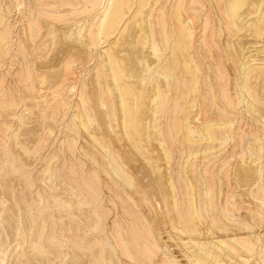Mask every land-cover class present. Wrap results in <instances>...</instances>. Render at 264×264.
<instances>
[{"label": "bare ground", "instance_id": "obj_1", "mask_svg": "<svg viewBox=\"0 0 264 264\" xmlns=\"http://www.w3.org/2000/svg\"><path fill=\"white\" fill-rule=\"evenodd\" d=\"M27 0H23V1H21V3L19 4V2H16V3H18V6H17V4H15L16 6H17V8L18 9H20L19 10V16H20V14H21V17H20V20H19V22L17 21V19L15 20V18H14V20H12V19H10V16H11V12L10 11H12L11 9H14L15 8V6H13L14 8H10L11 7V5H10V9H9V13H10V15H9V17H8V15H6V12H4L3 10V5L1 4V2L4 4V2L3 1H1L0 0V4H1V6L3 7V8H1V6H0V51H3V53L2 54H7L6 52L4 53V51L5 50H7L8 49V46L7 45H10V41H9V39L10 38H12V34H9V30H8V28L10 27L9 25L10 24H12V22L10 23L9 22V24L7 23L8 22V20L10 19V20H12V21H14L15 23H16V21L18 22V23H22L21 25H23V29L22 30H24V33H25V35H26V37H25V39H24V37H23V40H21V41H19L20 42V44H17L15 41H16V39H18V38H20V37H16V39H15V41H13V42H15L18 46L19 45H21V46H19V47H21V48H19V47H16L17 45H15V47L16 48H18V49H23L24 48V50L23 51H21V54H23V52L25 51L26 52V54H24V56L25 55H27V57L25 56H22V57H24V59L22 58V60H21V63H22V65L23 66H21L23 69V72L22 73H20V75H22V76H26L28 79H30L29 81V83H25L24 84V81H21L20 79H19V81H21V82H23L22 84H24V85H30V83L32 84V82H33V84L35 85V86H38L40 83H41V81L42 82H44V83H46L47 84V81L49 82V78H47L48 76H46V79H45V77H43V75H42V77L43 78H39V75L37 74V70L35 69L37 66L36 65H32V63L33 62H31V60L33 59V57H34V55L36 54V40H38V39H42V36H40L39 34V36H40V38H36L37 36L35 35V38H36V40H34V36H33V34L34 33H37V31L36 30H40V33H41V35L43 34V30H41L42 28H43V26H44V24L43 23H45L46 25H45V27L47 28V32H48V35H50V36H47L46 34H45V32H44V35L45 36H47V37H52V35L53 34H55L54 32H53V28H52V26H54V24L55 23H58L59 21H60V19H61V16L63 17V18H66L65 17V15L67 16V14L65 13V12H75L74 14L75 15H78L77 13L78 12H76L75 10H79V8H81V6H83L84 5V7H85V9L84 8H82V12H84V14L83 15H85V11H87V13H88V11H91V12H94V13H91L90 12V14H91V16H92V14H96L95 12H97V13H100L101 14V18H100V16L98 17V18H100V19H98L97 21H96V23H98L99 24V20H101V22H100V28H98L99 29V31L97 32V35H96V33H95V35H93L92 33V35L91 36H93V37H98V38H100L99 39V44H103V41H104V39H106V40H108L109 39V37H116L118 34H119V32H122V30H127V29H125V26H126V23L127 22H130V20H128L127 21V19H132L133 18V14H132V17H131V15L130 14H128V10H130V9H132L133 10V8H135V7H138V8H136V9H138L139 10V6L142 4V1H140V0H81V2H80V0H79V4L78 5H80V3H81V6L80 7H78L77 6V4H74L75 2L74 1H76V0H44V1H38V2H34L35 3V5L34 4H32L31 5V2H33L32 0H31V2H30V0L27 2L28 4H29V2H30V4H29V6L27 5V4H25L26 6H28L27 8H22L21 6H22V3L23 2H26ZM35 1H37V0H35ZM78 1V0H77ZM144 1V0H143ZM153 1V0H152ZM154 1H156V0H154ZM162 1H164V0H162ZM169 1L170 0H168L167 1V3H169ZM147 2V1H146ZM149 2H151V0H149ZM159 1H156L155 3H158ZM161 2V1H160ZM158 3L159 5L161 4V3ZM171 2H172V0H171ZM216 2H217V4H214V2H213V0L211 1V0H207L206 2H205V0L203 1V0H190L189 1V3H191V6L193 7V4H194V7L196 6V4H197V6L198 7H202L201 9H203V6H204V8H205V10L206 9H209V10H207L206 11V13H203V14H201L200 12H201V10H200V8H199V10L200 11H198V10H194V13H193V9H190V8H192V7H190L189 5H188V7H186L187 5H186V3H185V0H173V2L171 3V5L169 6V5H167V6H165V4H167L166 2H164L165 4H163L164 5V7H163V5H162V7L163 8H161V10H160V6L159 5H157V4H155V5H157L158 6V8L155 6V8H157L158 10H159V12L157 13L156 12V14H159L160 12H161V14H160V16L158 15V17H160V20H159V24L158 25H160V40H159V42L157 41L158 39H156V41H157V43H155L156 41L155 40H153V42L154 43H152V44H154V45H152L153 46V53H154V55H156L155 57H157V64L155 63V60L153 61V59H152V61H151V64L152 63H154V65L155 66H153V68H152V65L150 64V60L148 61L149 62V64L151 65V66H147V67H145L144 66V64L142 65V66H144L143 68L145 69L144 71H143V75L142 74H140L139 72H138V70H141V69H136L135 67H133V69H132V76H133V78L136 80V82H138V83H140V85H142V87H139V88H141L140 89V92H139V94H138V96L137 95H135L136 93H135V91L132 89V87H131V85L130 84H128V83H126V82H123L124 81V77H125V73L123 74V71L118 67V65L119 64H117V58L115 57L116 55L114 54V52H115V50H118V49H116V46H114V45H117L116 44V42H111V46L109 47H107L106 48V50H102V51H105V55L107 56V58H108V61H113L112 63H111V65H113L112 66V71H113V74H112V71H111V75H114L113 77H115L114 78V80L116 81V82H114V83H116L117 85H114V86H116L115 87V89L113 88V86H111V88H113V89H111V90H117V92L119 93V104H120V107H118V109L119 108H121V112L123 113L122 115H123V122H124V129L123 130H125V133H126V136H125V138H126V140H125V142H126V144H127V147H129L130 149H132L131 150V152L132 151H135V152H133L132 154H129L128 152H121L120 151V149H117L115 146L117 145L118 146V144H114V142H112V140L110 141L109 139H111V137H112V135L113 134H111L110 136V138H108V136L107 135H105V132L103 133L104 134V136H107V137H102V139H105V140H102L101 139V141H104V142H100V140H98L99 138H100V135L96 138L95 137V135H93V137L90 135V134H88L90 131H88V130H90V129H88V126H90V125H92V124H96L95 122H97V125H96V127H98V125H100V123H98V117L97 116H95V113H94V110L96 109L95 108V103H91L90 104V100L89 99H87L86 98V96L89 94V92H88V94L86 95L84 92H79V94H80V100H81V105H82V111H80L81 109H80V107H78L79 106V104H80V102L78 103L77 101V103H78V106L75 104V106H77V109L79 110V112H76L75 114H72V116L70 117V122H72L71 124H73L74 122H75V120L77 119V120H79L80 121V123H83V125L84 126H82V124H81V126L80 125H78L77 123L78 122H76L75 123V126L74 127H77V129H78V126H80V127H83L84 128V130H85V128H86V130L88 131V133H87V131L85 132V133H87L89 136H91L90 137V139H92V141H93V143L95 142V143H97L98 145H100V147L99 148H101V150L100 151H96V150H93V151H95L96 153L98 152V154H96L95 152L94 153H92V151L90 152V150H89V152H88V150H85V149H87V148H85V149H83L84 147H85V145L87 144L88 145V143L91 141H88L87 139H86V137L88 136H86L85 137V135H84V137H85V139L87 140H85L84 138H82L83 140H85V142H88V143H86L85 145H84V147L83 146H80V147H83V148H81L80 150H82V153L83 154H81V152L79 153V154H81V158H79L78 160H75V161H73V159H75L74 157L72 158L71 156H73L74 155V151H76V149L75 148H73V146L75 145H73V142H72V144H71V142L69 143V145L71 146V150L73 149H75L73 152H70V150H69V152L70 153H68V143H67V145H65V146H67V150H66V148L62 145V143H64V139L63 140H61V141H63L62 143H60V145L59 146H57L58 147V149L60 150H58L57 149V151L56 152H51L52 154H54V155H56V153L57 152H60L61 154H62V148L64 147L65 148V150H66V152H67V154H68V156H70L71 158H72V160H70L71 158H69L68 157V159L67 158H65L64 157V159L66 160H69L68 162H67V164H66V166H65V171H63L64 169H63V166L61 165V161L59 162V159H55V166H58V164L60 163V165L62 166V169L63 170H61L60 169V171H59V167L57 168V167H55L54 168V166L52 167V168H54V170L55 169H58V170H55V171H53V169H52V171L51 172H58V173H55L54 174V177H55V175L56 174H59L60 175V173L59 172H61V171H63L64 173H66V171H67V173H66V177L67 178H65L64 180H66V179H68L69 180V177L71 178L70 179V183H72L71 181H74L73 183H75V184H77V186L79 187H77L79 190H80V188H81V190L83 191V193H84V198H86L92 205L91 206H93V207H95V212H88V213H90L89 214V216H90V218H87V221L89 220V224H91V228H92V230H94V232L95 233H100V235L102 236V241H98L95 237L93 238L92 236V234L90 233V231H89V233L91 234V235H89V233H87V231L88 230H86V231H84V230H81L80 228H78L79 230H81V232H79V234H77L76 236H72V237H75L76 238V240L75 241H72V240H74V239H72V240H69V237L68 236H70L71 237V235H72V233H73V229L71 228L70 230L71 231H67V232H69L68 234H65V233H67L65 230H64V232L65 233H63V234H65V239L67 238V240H69V246H68V248L66 247L65 248V246H63L65 243L63 242H61V243H59L60 242V240H58L59 238H57L56 237V235H49L48 234V236H47V233H50V231H49V228H48V231L46 230V228L48 227V224H47V227H44V226H42V225H40L39 224V220L44 216L45 217V219H47V220H50V219H53V217H51V215H53V216H55L54 215V213H53V210L51 211V213H53V214H50V213H48V211H46V212H43V210H45V209H42V202H43V208H45V207H50V204L48 205V203H47V201H42V200H44V196H43V199H42V197L40 196V195H42L41 194V192L40 191H38L40 188H38V186H37V188H38V190H37V192H36V190H35V188H36V186L34 187V188H32L31 190H35V194H39L40 193V195L38 196V198L39 197H41L40 198V202H39V199L37 198V200H38V203H37V200H36V195H34V197L33 198H35V204H38L39 206H40V204H41V206H40V208L38 207V210H37V206L34 208V207H32V206H30L31 204V202L29 201V199H31V198H29V197H31V194H30V196L25 192L26 190H24L25 189V184H22L23 186H21L20 185V183H21V180L19 181V179L17 180V181H19V182H17V183H19V188L21 187V188H23V189H21V195H19L20 193V191H18V190H20L18 187H17V191H16V187H15V185H14V189H13V191H16L15 193H16V196H14L13 197V195H15L11 190V183H10V181L9 180H6V178H5V176L6 175H3L4 176V178H5V182L6 183H2L1 185H0V191H7V189H8V191L7 192H5V194H8L10 191V198H9V195L7 196V197H3V199L4 198H6L7 200L6 201H2V199H0V263H2V264H23L24 262H25V259L23 260V258H25L24 256H20V255H23L24 253H25V255L27 256L26 258H27V260L29 261L28 263L29 264H37V263H39V262H41V263H39V264H42V262H44L45 264H55L56 263V258H58V257H60V255L58 254V251L59 250H62V249H60V244H63V245H61V246H63L65 249H64V251H66V250H68V251H66V252H68V254H66V252H65V254L66 255H63L64 256V258L63 259H65V256H66V259H65V261H64V263L63 264H121L122 262V260L120 261V256L122 257V259H128V260H130V262H132V264H178V261L177 260H180V259H178V256H177V260L175 259V257L176 256H173L174 254H172L171 252V247L169 246V243H170V241H174V242H176V240H177V245H180V246H182L183 247V249L185 248L186 249V251H187V253L185 252V254H186V256H185V254H184V256L186 257H184V259L186 260V264H239V263H237V259H238V262H239V259H242V258H245L244 260H242L243 261V263L244 262H246L245 264H250V261H251V259H249V257L251 256V255H253V259H255V261L257 262V264H264V240H263V238L262 237H264V236H262L264 233H262V235H259V234H261L259 231V233H258V235L257 234H255L253 231H254V229L256 228L257 229V227H255V225L257 226L258 224H255L256 223V220L257 219H263L264 218V212H260V210L262 211V210H264V209H258V210H256V213L257 212H260L259 214H255V216L253 215L252 216V214H253V209L255 208H253V206H255L254 205V201L253 200H251V201H253V203H251V206H252V204H253V206L251 207V208H253L252 209V211H249V209L248 210H245L246 209V207L243 209V211H246V213H249V214H246V215H250L251 216V218L253 219V222L252 221H250V222H252V223H254V220H255V225L253 224V225H251L250 224V222H248L246 219L247 218H245V217H243L244 216V214H242V217H241V215H240V211L238 212L239 214L238 215H240V217H236V213L234 214V212H232V209L233 208H235V207H237L238 208V204L239 205H243V201L241 202V204H240V202H238L239 201V199L237 200V198L234 200L235 202L233 203L232 202V200H233V197H235L234 195H233V193H231V191H230V195L228 196L227 195V193L228 192H226V194L223 196V197H225V198H229V197H231L232 198V200H231V202H228L229 200L228 199H225L226 200V202H228V203H226V204H221V203H219V201L217 200L218 199V197L217 198H215V196L214 195H216V192H214V191H217L218 192V188H217V190H216V188L213 190V192H211L210 191V187L211 186H213L214 184H216V183H214L212 180V178H214L213 177V175L216 173V172H214L215 170H216V168L218 167V164L220 163V165H219V169L221 170L222 168V173L224 174V171L228 174V175H230L231 173H236L237 171H238V169H239V171H240V169H242V171H240V172H242V174L244 175V173H245V175H244V177H245V179H247V180H249L250 179V177L252 178V175H258V177H259V183H252L253 185H249V184H247L248 186H252V187H254V186H256V189L255 188H252V189H254V190H249L248 192H251V195H250V193H249V195L250 196H252V197H254V196H256L259 200H260V202H258V203H262L263 204V206H264V176L262 175V174H264L263 173V169H262V165L264 164L263 162H264V156L263 155H260V154H262V148L264 147V146H262V148H261V150H260V152H258L257 154H258V157L259 158H261V156H262V158H261V162L263 163H260V161H258L259 163H258V166H257V163H256V165H255V168L253 169V167H254V163H248V161H250V160H252L251 162H255V161H257V160H259V158L257 159V160H255L256 159V157H255V159L254 158H252V157H254L255 156V154H254V156H252L253 154H252V152L250 153V156H252L251 158L249 157V153H248V157L250 158L248 161H247V164L246 163H244V165H243V163L242 164H240L239 166H237V168H235V167H232V168H234V169H232V168H230V166L232 165V163L229 161V158L231 157L230 155H226V154H224V150H225V146H226V144H228L227 142L229 141V140H232V142H233V139L234 138H240V140H242L243 138H244V136L246 137V135H247V138L248 137H250L251 135H249L248 136V134H249V132H251V130L249 131V129H248V131H247V129L245 130V132H243V134L245 133V135H243V134H241V128L242 127H240V123L242 122L243 123V120H244V118L245 119H248L249 121L247 122L248 124H249V122H251V123H253V124H257V125H259L260 124V122L262 121V120H264V118L261 120V118L262 117H264V116H262L261 117V115H260V113H259V107L257 108V105L256 104H258V105H260V107H264L263 106V103H264V99H263V96H264V58L262 59V62H259V63H257V60H255V59H252V57L249 55H247L246 54V52H245V50H242V48H241V43H240V41H237V42H234L233 40H230L231 39V37L229 36V38L228 39H226V41L225 42H223V38H222V34H221V30H223V29H221L220 30V26H221V24H222V22L220 23L219 21V23L220 24H215L214 23V21L216 22V20H214V19H216V18H214L213 16L215 15L214 14V12H213V8H214V6L215 5H217L218 7V9L220 10V12H219V14L220 13H222L220 16L221 17H223L224 19H225V21H226V26L224 27V26H222V27H224L225 29H226V27L228 28V31L230 30H234V31H239V32H241L242 31V29H243V24H244V22H245V24L247 23L246 21H244L246 18H249V17H251L254 13H259V11L261 12L263 9H262V7L264 6V0H216ZM78 3V2H77ZM145 3V2H144ZM163 3V2H162ZM188 3V4H189ZM206 3H208L209 5H206ZM11 4H14V2L13 1H11ZM83 4V5H82ZM139 5V6H135V7H133L134 5ZM145 4H148V3H145ZM145 4H142V5H144L145 6V10H147V8L148 7H150V6H147V5H145ZM8 5V4H7ZM6 5V6H7ZM141 5V6H142ZM186 5V6H185ZM211 5L213 6V8L211 7ZM75 6L76 7H78V8H76L75 9ZM144 6H142L143 8H144ZM147 6V7H146ZM205 6H209L208 8L207 7H205ZM250 7L251 8V10H250V13L249 14H243V13H241V12H243L244 10L243 9H245L246 7ZM6 8V10H7V8L8 7H5ZM141 8V7H140ZM143 8H141V9H143ZM186 8V10L184 11L183 9H185ZM187 8H188V10L190 9L191 11H192V13L193 14H191V16L190 15H188V12H187ZM216 8V9H217ZM69 9V10H68ZM71 9V10H70ZM73 9V10H72ZM135 9V10H136ZM157 9H153L152 10V12H154L155 10H157ZM197 9V8H196ZM215 9V8H214ZM189 10V13L191 12ZM204 10V9H203ZM204 10V11H205ZM218 10V11H219ZM252 10H255L254 12H251ZM8 11V10H7ZM140 11V10H139ZM138 11V12H139ZM184 12L185 14H182L181 12ZM218 11L216 10V12L218 13ZM246 11V10H245ZM151 12V11H150ZM187 12V13H186ZM203 12V11H202ZM215 12V13H216ZM247 12H249L248 10L246 11V13ZM263 12V11H262ZM12 13H14L13 11H12ZM63 13L65 14L64 16H63ZM79 13H81V12H79ZM129 13H131V12H129ZM133 13V12H132ZM140 13V12H139ZM141 13H143V11L141 10ZM216 13V14H217ZM70 14V15H69ZM68 14V16H72L73 15V13L71 14V13H69ZM136 14H138V13H135V18H137V16H139V15H136ZM150 15L151 14H153V13H149ZM213 14V15H212ZM260 15H259V20H257L256 22H254V21H252V24H253V27H252V29H253V33H254V36H256V37H258L259 38V40L260 39H262V41H264V13H259ZM14 15V14H13ZM13 15L11 16V18L13 17ZM80 15V14H79ZM88 15H89V13H88ZM87 15V16H88ZM99 15V14H98ZM144 16V14H141V16ZM183 15V16H182ZM184 15H187V17L188 16H190V18H188V21H186L187 20V18L184 16ZM193 15V16H192ZM258 15V14H257ZM19 16H17V17H19ZM86 16V17H87ZM129 16L131 17V18H129ZM142 16V18H143V20H144V17ZM147 16H148V14H147ZM153 15H151V21L152 20H154V17H152ZM154 16H155V14H154ZM216 16V15H215ZM220 16H216V17H219V18H221ZM9 19H8V18ZM16 17V18H17ZM75 17H77V16H75ZM75 17H73V18H75ZM97 17V15L94 17V19ZM145 17H146V15H145ZM213 17V18H212ZM254 17V16H253ZM257 17V16H256ZM62 18V19H63ZM82 18V17H81ZM84 18V17H83ZM134 18V19H135ZM141 18V19H142ZM153 18V19H152ZM155 18H157V17H155ZM186 20H185V19ZM198 18H200L199 20L201 21L200 23H202L203 24V22H204V24H205V26L208 28L209 26H212V28L211 27H209L208 29H209V31H208V29L206 28V30H204L205 32H204V34H202L201 35V40H198V41H200L199 43H201L202 42V44H204V47L207 45H210V47H211V45L213 46H216V51H217V48H219L218 49V51L215 53V55H217V58H218V61H217V63H216V66H217V68L215 69L214 67V69H215V72H216V76H217V83L215 82V80L213 81V82H215L216 84H217V86L216 87H218L217 88V90L219 89V91L217 92V90L215 89V85H214V83H212L211 81H208L209 80V78H210V75H206L207 76V78H205L204 76H202V78L205 80V79H207L206 81V84H205V89L203 88V90H201L200 89V87H199V83L201 82L200 81V77H199V73H202L203 71L202 70H204V72L205 71H209L210 70V68H212V64L211 65H209V64H205V66L206 67H208L207 69H209V70H205V69H202L203 67L205 68V66L203 65L202 66V64H204L206 61H202V60H200L201 58H199V55H200V51H201V47L203 46H199L200 44L199 43H197L196 42V40H197V38H198V36H196L197 35V33H198V31L200 30H198L197 28V26H198V24H196L197 22H199V21H197L196 19H198ZM255 18V17H254ZM69 19H71V18H69ZM68 19V17H67V20L68 21H70ZM94 19H92V21L94 20ZM97 19V18H96ZM133 19V20H134ZM139 19V18H138ZM159 19V18H158ZM253 19V18H252ZM75 20H76V18L74 19V22H75ZM79 20H80V18H79ZM91 20V19H90ZM125 20L127 21V22H125ZM137 20V19H136ZM156 20V19H155ZM212 20H214L213 21V23L214 24H212V25H210L211 23H212ZM220 21H221V19H219ZM251 20V18L249 19V21ZM66 21V20H65ZM72 21V20H71ZM77 22H78V19L76 20ZM91 21V22H92ZM99 21V22H98ZM138 21H140V20H138ZM190 21V23L191 22H193L194 23V26H196L195 28L198 30V31H196L194 28H191L190 26L191 25H189V22ZM195 21V22H194ZM197 21V22H196ZM224 21V20H223ZM248 21V22H249ZM61 22V21H60ZM59 22V23H60ZM64 22V21H63ZM62 22V23H63ZM89 22V21H88ZM95 22V21H94ZM93 22V24H95ZM132 22V21H131ZM134 22V21H133ZM137 22V21H136ZM136 22L135 23H133V24H136ZM144 22V21H143ZM153 22V21H152ZM151 22V23H152ZM218 22H216V23H218ZM254 22V23H253ZM62 23H60V24H62ZM64 23H67V21L66 22H64ZM63 23V24H64ZM145 23H147V21L145 22ZM149 23H150V19H149ZM156 23V22H155ZM154 23V24H155ZM199 23V24H200ZM225 22H223V24H224ZM243 23V24H242ZM249 23H251V22H249ZM249 23H248V27H246V30H248L247 28H249L250 26H249ZM5 24H7L8 25V27H5V26H7V25H5ZM14 24V23H13ZM62 24V25H63ZM68 24V23H67ZM98 24L97 25H95V26H98ZM129 24V23H128ZM127 24V26H128V29L131 27L132 28V25L129 27V25ZM139 24H141V22L139 23ZM143 24V23H142ZM154 24H153V26H151V24H149L150 26L149 27H152V29H155V28H157V27H155L154 26ZM244 24V25H245ZM17 25V26H16ZM16 25H15V28L17 27L18 28V25L19 24H17L16 23ZM56 25V24H55ZM57 25H59V24H57ZM72 25H73V23H72ZM90 25V24H89ZM147 25V27H148V24H146ZM213 25H215V26H213ZM220 25V26H219ZM251 25V24H250ZM13 26V25H12ZM60 26V25H59ZM58 26V27H59ZM65 26V25H64ZM63 26V28H65L66 29V27H64ZM77 26V25H76ZM79 26V25H78ZM94 26V27H95ZM98 26V27H99ZM137 26L138 25H136V30L137 31H139L140 32V30L137 28ZM139 26H141V25H139ZM138 26V27H139ZM194 26H192V27H194ZM200 26V25H199ZM202 26V25H201ZM205 26H202L204 29H205ZM45 27L43 28V29H45ZM70 27V26H69ZM85 28H86V26H84ZM94 27H91V28H94ZM147 27H146V29H147ZM155 27V28H154ZM221 27V28H222ZM13 28V27H12ZM13 29V30H16V29ZM56 28V27H55ZM73 28V27H72ZM131 28L129 29L130 31H132L133 33H134V31H135V33L137 32L136 30H131ZM133 28H134V26H133ZM159 28V27H158ZM200 28V27H199ZM211 28V29H210ZM19 29V28H18ZM17 29V30H18ZM36 29V30H35ZM86 29H88V27L86 28ZM95 29H97V28H95ZM94 29V30H95ZM97 29V30H98ZM150 29V28H149ZM148 29V30H149ZM194 29V30H193ZM245 29V28H244ZM10 30H12L11 28H10ZM89 30H90V26H89ZM92 30L91 29V31L90 32H95V31H97V30ZM142 30H143V28H142ZM156 30V29H155ZM158 30V29H157ZM202 30V29H201ZM249 30H251V29H249ZM20 31V30H19ZM34 31H36V32H34ZM128 31V30H127ZM127 31H126V33H127ZM147 30H145V32H146ZM149 31H152V30H149ZM196 31V33H194ZM206 31H208V33L209 34H207V32ZM227 31V30H226ZM224 32V34H226L227 32ZM228 32L229 33V35L231 34V32ZM21 32V31H20ZM79 32V31H78ZM82 32V31H81ZM89 32V33H90ZM125 32V31H124ZM123 32V33H124ZM200 32V31H199ZM203 32V31H202ZM11 33H14L13 31H11ZM22 33V32H21ZM38 33H39V31H38ZM83 33V32H82ZM84 33H85V31H84ZM88 33V34H89ZM116 33H118L117 35H116ZM122 33V34H123ZM125 33V34H126ZM129 33V32H128ZM132 33V34H133ZM142 33V32H141ZM140 33V34H141ZM147 33V32H146ZM145 33V36H147V34ZM153 33H154V31H153ZM155 33L157 34V31H155ZM155 33L153 34V38H155L154 37V35H155ZM242 33V32H241ZM244 33V32H243ZM243 33H242V35H243ZM250 33V32H249ZM17 34V33H16ZM15 34V35H16ZM18 34H20V33H18ZM17 34V35H18ZM121 34V33H120ZM121 34V35H122ZM130 34V33H129ZM151 34V33H150ZM196 34V35H195ZM200 34V33H199ZM237 34V33H236ZM9 35H11V36H9ZM16 35V36H17ZM24 35V34H23ZM24 35V36H25ZM68 35V34H67ZM70 35V37H71V34H69ZM82 35V34H81ZM121 35H118V37H120ZM131 35V34H130ZM137 35L138 34H136V37H137ZM227 36H228V34H226ZM235 35V34H234ZM239 35V34H238ZM237 35V36H238ZM14 36V35H13ZM56 36V35H55ZM63 36V35H62ZM80 36V35H79ZM78 36V37H79ZM84 35H82V37H83ZM86 36V35H85ZM122 36H124V34L122 35ZM134 35H131L130 37H133ZM141 36H142V34H141ZM149 36V35H148ZM195 36V37H194ZM227 36L225 37V38H227ZM232 37H233V34L231 35ZM240 36V35H239ZM10 37V38H9ZM47 37H46V39H47ZM81 37V36H80ZM129 37V36H128ZM139 37V36H138ZM143 37V36H142ZM156 37L158 38L159 36H157L156 35ZM197 37V38H196ZM62 38V37H61ZM64 38V37H63ZM62 38V39H63ZM91 38V37H90ZM98 38H97V40L96 41H98ZM108 38V39H107ZM144 38V37H143ZM152 38V37H151ZM195 38H196V40H195ZM225 38H224V40H225ZM14 39H11V41L12 40H14ZM58 39V38H57ZM80 39V38H79ZM85 39H86V37H85ZM94 38H92L91 40H93ZM96 39V38H95ZM95 39L93 40L94 42H93V44L94 45H97L98 46V42H95ZM122 39H123V42H125L124 41V38L122 37ZM130 39V38H129ZM133 39V38H132ZM142 39V38H141ZM146 39H148V38H145V39H143V41H142V43L145 45V43H144V40L146 41ZM235 39V38H234ZM255 39V38H254ZM257 39V38H256ZM20 40V39H19ZM49 40H50V38H49ZM49 40H47V41H49ZM51 40H52V38H51ZM53 40H54V37H53ZM90 40V41H91ZM121 40V38L120 39H118L117 38V41H120ZM127 40V39H126ZM136 41V39H133V41ZM140 40V39H139ZM55 41V40H54ZM79 41H81V39L79 40ZM83 41V40H82ZM85 41V43H86V40H84ZM83 41V42H84ZM116 41V40H115ZM130 41H131V39H130ZM130 41H127V42H130ZM134 41V45L136 46V45H138V44H140V43H137V42H135ZM149 41V40H148ZM242 41V40H241ZM10 42V43H9ZM51 42H53V41H51ZM92 42V41H91ZM101 42V43H100ZM105 42V41H104ZM107 42H109V41H107ZM121 42H122V40H121ZM123 42H122V44H123ZM147 42V41H146ZM152 42V41H151ZM244 42H245V40H244ZM244 42H243V44H244ZM9 43V44H8ZM14 43V44H15ZM38 43V42H37ZM75 43V42H74ZM81 43V42H80ZM90 43V42H89ZM89 43L87 44L86 43V46H90L91 45V43H90V45H89ZM96 43V44H95ZM117 43H119V42H117ZM135 43H137V44H135ZM141 43V44H142ZM233 43V44H232ZM259 43V42H258ZM48 44V43H47ZM49 44H50V42H49ZM48 44V45H49ZM65 44V43H64ZM79 44V43H78ZM91 45L90 46V48L93 46L94 47V45ZM106 44V43H105ZM125 44H126V42H125ZM129 44V43H128ZM263 44V43H262ZM261 43H259V46L260 45H262ZM24 45V46H23ZM25 45H26V47H25ZM47 45V48L49 47ZM80 45V44H79ZM106 45H108V44H106ZM106 45H104V46H106ZM124 45V44H123ZM144 45H142V47H144ZM45 46V45H44ZM75 46V45H74ZM78 46V45H77ZM112 46H114V47H112ZM120 46V45H119ZM129 46H130V44H129ZM139 46V45H138ZM150 46V45H149ZM152 46H151V48H152ZM206 46V47H207ZM246 46V45H245ZM12 47V46H11ZM14 47V46H13ZM42 48H43V46H41ZM50 47H53V44H52V46H50ZM82 47H84V45H82ZM100 46H98L97 48H99ZM103 47V46H102ZM101 47V48H102ZM117 47H118V45H117ZM132 47L134 48V46L132 45ZM141 47V48H142ZM145 47H146V45H145ZM204 47H202V48H204ZM205 47V48H206ZM209 47V51L211 52V48H215V47H211L210 48ZM262 47V46H261ZM45 48H46V46H45ZM80 48H81V46H80ZM88 47H86L85 49L86 50H88L87 49ZM97 48H95L94 47V49H97ZM112 48H114V50L112 49ZM132 48V49H133ZM136 48V47H135ZM134 48V50H136ZM139 49V51H140V47H138ZM150 48V47H149ZM3 49V50H2ZM5 49V50H4ZM27 49V50H26ZM92 49V48H91ZM90 49V50H91ZM100 49V48H99ZM102 49H104V48H102ZM119 49H120V47H119ZM128 49H130V47L128 48ZM127 49V50H128ZM132 49H130V50H132ZM9 50H10V47H9ZM12 50L13 49H11V52H12ZM40 50V49H39ZM43 50H45L44 48H43ZM43 50H41V51H43ZM48 50V49H47ZM59 50H61L60 48H59ZM69 50V49H68ZM98 50V49H97ZM121 50V49H120ZM123 51L125 50V49H122ZM121 50V51H122ZM133 50V51H134ZM149 50V49H148ZM205 50H207V48L205 49ZM212 50H215V49H212ZM252 50H253V48H252ZM8 51V50H7ZM13 51H16L15 50V48H14V50ZM20 51H17L18 52V54H20L19 52ZM46 51V50H45ZM45 51H43V53L45 54ZM56 51V50H55ZM55 51H53L54 53H56ZM84 51V50H83ZM100 51V50H99ZM99 51H97L98 53H99ZM102 51L100 52V53H102ZM119 51V50H118ZM117 51V52H118ZM126 51V50H125ZM125 51L123 52V54L125 55ZM146 51V50H145ZM145 51H143V52H145ZM152 51V50H151ZM16 52V53H17ZM24 52V53H25ZM50 52L51 51H48V53H49V55H50ZM61 52V51H60ZM59 51H57V53H60ZM88 52H92V50L91 51H89L88 50ZM95 52V51H94ZM93 52V53H94ZM135 52V51H134ZM150 52V51H149ZM9 53V52H8ZM15 53V52H14ZM42 53V52H41ZM80 53V52H79ZM82 53H84V52H82ZM96 53V52H95ZM94 53V54H95ZM97 53V54H98ZM104 53V52H103ZM120 53V52H119ZM136 53V52H135ZM134 53V54H135ZM137 53H140V52H137ZM136 53V54H137ZM212 53V52H211ZM11 53H9L8 55H10ZM18 54H17V56H18ZM34 54V55H33ZM62 54V53H61ZM63 54H65L64 52H63ZM73 55H74V52L72 53ZM72 54H70L69 53V55H71L72 56ZM76 55H77V53H75ZM88 54V53H87ZM123 54H121V56L123 55ZM131 54V56H134V54L132 55V51L128 54V55H130ZM145 54H146V52H145ZM145 54H144V60H145V58H148L147 56L145 57ZM150 54H151V52H150ZM257 54V53H256ZM1 55V54H0ZM16 55V54H15ZM32 55H33V57H32ZM54 56L53 57H56L55 56V54H53ZM58 55V54H57ZM60 55V54H59ZM80 55V54H79ZM93 55V54H92ZM99 55V54H98ZM139 55H141V53L140 54H138V58H140L139 57ZM143 55V54H142ZM147 55H149L148 53H147ZM153 55V54H152ZM151 55V56H152ZM213 55H214V53L212 54V57H213ZM254 55V54H253ZM258 55V54H257ZM1 56H3V55H1ZM0 56V57H1ZM7 56V55H6ZM13 56V55H12ZM21 56V55H20ZM19 56V57H20ZM29 56H31V59H30V57ZM45 56V55H44ZM66 56V55H65ZM95 56V55H94ZM93 56V57H94ZM100 56H101V54H100ZM99 56V57H100ZM106 56H104V58L106 57ZM119 58L121 57V56H119V55H117ZM150 56V57H151ZM208 56H211V55H208ZM255 56V55H254ZM14 57H16V56H14ZM14 57H11V61L9 60L10 58H9V56H7V58H9L8 60L11 62V63H13L12 62V58H14ZM79 57V56H78ZM81 57H83L82 56V54H81ZM86 57H88V59H89V55L88 56H86ZM95 57H97V56H95ZM123 57H125L126 58V56H123ZM123 57H121V58H123ZM153 57V56H152ZM155 57H154V59H155ZM3 58V57H2ZM44 58V57H43ZM56 58H58V57H56ZM64 58V57H63ZM62 58V59H63ZM65 58H71V57H68V55H67V57H65ZM64 58V59H65ZM76 58H77V56H76ZM84 58H85V56H84ZM83 58V59H84ZM104 58H99L98 60H100V59H102L103 61H104ZM254 58V57H253ZM16 59V62L18 61L17 59L18 58H14V60ZM19 59H21V58H19ZM38 59V58H37ZM45 59V58H44ZM43 59V60H44ZM47 59H49V57L48 58H46V60ZM63 59V60H64ZM66 59V60H67ZM73 59H75V57L73 58ZM134 59V58H133ZM136 59V58H135ZM141 59V58H140ZM148 59H150V58H148ZM205 59V58H204ZM215 59V58H214ZM212 60L213 62H215L216 60ZM1 60V59H0ZM13 60V61H14ZM82 60V59H81ZM85 60H87V59H84V61ZM97 60V59H96ZM95 60V61H96ZM106 60V59H105ZM129 60V59H128ZM23 61V62H22ZM34 61V60H33ZM39 60H37V62H38ZM53 61V59L51 60V62ZM65 61V60H64ZM64 61H63V63H64ZM70 61V60H69ZM69 61H68V63H67V61L65 62V68L63 67L64 66V64L63 65H61V64H58L59 66H61V67H63L64 69V71H63V75L62 76H64V75H66V76H64L63 78L64 79H62L60 82H59V80H58V82L55 84V86H56V90H55V88L53 89L55 92H53V94L52 95H54V96H51V97H53V99H51L50 101L52 102V104H51V102H50V104H48L49 103V101L47 102V101H45L46 99H48L49 100V98H51L50 96H49V98H47L46 96V99L44 100V103H45V105H46V107L47 108H50V110H52V112L49 110V109H47V110H45L46 112L45 113H48L47 111H50L52 114H53V116H54V120L57 118H55V116H57V114H58V118H62L61 119V121L62 122H64L65 120V117L63 116V115H68V111L69 112H71L69 109H71L72 107H71V103H68L67 102V100H65L64 98L65 97H61L60 98V93H61V91H64V90H66L65 88H66V86L68 85V81L70 80H72V79H74L75 77H73V78H70L69 76L71 75L70 74V69H69V67H71L70 66V64L73 62V63H75V61L76 60H74V61H70V64H69ZM78 61H80V59L78 60ZM92 61V60H91ZM101 61V60H100ZM122 61V60H121ZM143 61V60H142ZM146 61V60H145ZM1 62V61H0ZM6 62H7V60H6ZM19 62V61H18ZM41 62H43V61H41ZM44 62H45V60H44ZM57 62V61H56ZM96 62H99V61H96ZM96 62H94L93 61V63H95L96 64ZM124 61H122L121 63H123ZM130 62H132V61H130ZM138 62V61H137ZM137 62H134L133 63V65L135 64V63H137ZM140 63H141V60L139 61ZM148 62L146 63L147 65H148ZM210 62V61H209ZM212 62V63H213ZM10 63V64H11ZM20 63V62H19ZM67 63V64H66ZM72 63V64H73ZM76 63H78V62H76ZM87 63V62H86ZM107 62H105V64H106ZM13 64H15V63H13ZM13 64H11V65H13ZM34 64V63H33ZM37 64V63H36ZM53 64V63H52ZM57 64V63H56ZM109 64V63H108ZM231 65V67L233 68V70H234V74H235V79H234V77H232V75H231V77H232V79H234V82H233V84H231V83H229L230 81H231V79L230 80H228L229 78H231V77H229V74H226L227 72H228V70H227V67H228V65ZM1 65V64H0ZM54 65V64H53ZM75 65V64H74ZM76 65H78V64H76ZM90 65V64H89ZM98 65V64H97ZM102 65V64H101ZM214 65V64H213ZM33 66H36V67H33ZM39 67H40V65H38ZM109 66V69L111 68L110 67V65H108ZM122 66L124 67V63L122 64ZM131 66V65H130ZM129 66V67H130ZM136 66H137V64H136ZM139 66V65H138ZM202 66V67H201ZM1 68H2V65L0 66ZM9 67H10V65H9ZM8 67V68H9ZM11 67H13V66H11ZM16 67H17V64H16ZM19 67V66H18ZM17 67V68H18ZM55 67V66H54ZM56 67H57V65H56ZM55 67V68H56ZM60 67V68H61ZM95 67V66H94ZM97 67H100V63H99V66H97ZM101 67H103V66H101ZM100 67V68H101ZM105 67H106V65H105ZM1 68H0V75H1ZM38 68V67H37ZM84 68V67H83ZM99 68V69H100ZM128 68V67H127ZM140 68H142V67H140ZM3 70L4 69H7V67L6 68H2ZM14 69V68H13ZM39 69V68H38ZM99 69L97 68V71H99ZM108 68H104V70L106 71ZM124 69H126V68H124ZM214 69H213V71H214ZM16 70V69H15ZM15 70H13V72L15 71ZM40 70V69H39ZM56 71L55 69H53V68H49V69H47V72H49V71ZM58 70V69H57ZM71 70H75L74 68H72ZM77 70V69H76ZM75 70V71H76ZM79 70V69H78ZM104 70H102L103 72H104ZM212 70V69H211ZM227 70V71H226ZM45 71V70H44ZM61 71H62V68H61ZM86 71H88L87 69H86ZM97 71H95V72H93V73H96L97 74ZM101 71V70H100ZM109 71V70H108ZM108 71H107V73H108ZM131 71V70H130ZM202 71V72H201ZM8 72H10V70L8 71ZM12 72V73H13ZM18 73H19V71H17ZM46 72V71H45ZM57 72H59V71H56L55 73H57ZM72 72V71H71ZM88 72H90V71H88ZM88 72H87V74H88ZM125 72V71H124ZM204 72H203V74H204ZM210 72V71H209ZM214 72V73H215ZM5 73V72H4ZM7 73V72H6ZM15 73V72H14ZM51 73V72H50ZM53 73V72H52ZM55 73H54V75H55ZM79 74H81L80 72H78ZM98 73H100V72H98ZM106 73V74H107ZM130 73V72H129ZM212 73V72H211ZM213 73V74H214ZM3 74V73H2ZM9 74L10 73H8V76H9ZM58 74V73H57ZM73 74H76V72H73ZM79 74H76L77 75V77H76V80H75V82H77V78H78V75ZM87 74L86 75H84V77L85 76H87ZM96 74L94 75V76H96ZM102 73H100L99 74V77H100V75H101ZM206 74V73H205ZM204 74V75H205ZM3 75H5V74H3ZM15 75V74H14ZM14 75H12V76H14ZM19 75V76H20ZM46 75V74H45ZM76 75H73V76H76ZM200 75H202V74H200ZM228 75V76H227ZM7 76V75H6ZM5 76V77H6ZM7 76V78H9ZM18 76V78H20ZM72 76V75H71ZM81 76V75H80ZM80 76H79V78H80ZM89 76H93V75H90L89 74ZM93 76V77H94ZM102 76V75H101ZM107 76H108V74H107ZM127 76V75H126ZM131 76V77H132ZM214 76H215V74H214ZM234 76V75H233ZM17 76H14V78H16ZM97 77L98 76H96L95 78H96V80H97ZM104 77V76H103ZM131 77L130 78H128V80L129 79H131ZM227 77H228V79H227ZM7 78H6V80H4L5 82H8L7 81ZM13 78V77H12ZM18 78H16L15 80H16V82L18 81L17 79ZM38 80H37V79ZM88 78V77H87ZM91 78V77H90ZM105 78H106V76L104 77V80H105ZM111 79H112V77H110ZM202 78H201V80H202ZM2 79V78H1ZM0 79V148L2 149H0V151H3L4 149H5V147H6V143L3 145V143L6 141V135L9 133L10 134V132L8 131V130H10V129H8L7 130V134H4L3 135V132H4V128L5 127H8V125L11 123V121L10 120H12V119H10L8 116H7V118H9V119H7L8 121H10V122H8V121H6V119L4 120L3 119V112L5 111V113H4V116L7 114V109H9V107H11V108H14V106H15V109L17 110V106L18 105H20L21 106V103H20V101H24L25 99H27V98H25L24 96V98L22 99L21 98V100L19 101H17V100H14V99H12V100H10V98H12V97H15L14 95H10V98H9V96H8V94H11V92L9 93V92H7L8 94L6 95V94H4L3 93V91L4 92H6V90H4L3 88H4V86L5 85H2L3 84V82H2V80ZM4 79V78H3ZM10 79H11V77H10ZM9 79V80H10ZM35 79H36V82L37 81H39L40 79H41V81H40V83H38L37 85L35 84L36 82H35ZM59 79V78H58ZM86 79V78H85ZM99 79V78H98ZM103 79V78H102ZM243 79V80H242ZM31 80H32V82H31ZM74 80H72V82L73 83H75L74 82ZM80 81H81V79H79ZM78 80V81H79ZM83 80V79H82ZM101 80V79H100ZM104 80H103V84H104ZM107 80H109V79H107ZM204 80H202V83L204 82L205 83V81ZM211 80V79H210ZM84 81V80H83ZM88 81H89V79H88ZM240 81H242V82H240ZM21 82H20V84H21ZM35 82V83H34ZM102 82V81H101ZM110 82V81H109ZM11 83H13V82H11ZM79 83V82H78ZM77 83V84H78ZM82 83H84V82H82ZM93 83V82H92ZM105 83H107V82H105ZM111 83L113 84V81H111ZM138 83H136V84H138ZM201 83V84H202ZM4 84H6V83H4ZM16 84V83H15ZM41 84H43V83H41ZM76 84V86L75 87H77L78 85ZM85 84V83H84ZM87 84V83H86ZM95 83H93V85H94ZM108 84H110V83H107V84H105V86H110V85H108ZM18 85H19V82H18ZM71 85V87H68L69 88V91L70 90H72V89H74V86L72 85V84H70ZM69 85V86H70ZM82 85V84H81ZM133 85V84H132ZM204 84H202V86H203ZM6 86H8L7 84H6ZM5 86V87H6ZM20 86V85H19ZM18 86V87H19ZM26 86H24L25 87V90L27 89L26 88ZM43 86H45V85H43ZM47 86H49L48 84H47ZM73 86V87H72ZM105 86H103V87H105ZM136 86V85H135ZM232 86V87H231ZM10 87V89L12 88V86H9ZM8 87V88H9ZM16 87H17V85H16ZM21 87H23V86H20L19 88H21ZM24 87L23 88H21V89H23V90H21V92L22 91H24V92H28V90L29 91H31L30 92V94L32 93V90H33V93L35 94V91H36V89H34V88H36V87H33V86H30V88H32V90H30V89H28V90H24ZM27 87H29V86H27ZM79 87V86H78ZM78 87H77V89H78ZM85 87V86H84ZM84 87H82L83 89L82 90H84ZM96 87H97V85H96ZM40 88H44V87H42V85H40ZM47 88V87H46ZM50 88V87H49ZM67 88V89H68ZM71 88V89H70ZM80 88V87H79ZM101 88V87H100ZM135 88V87H134ZM138 88V87H137ZM202 88V87H201ZM230 88H232V90L230 89ZM13 89H14V85H13ZM17 89V88H16ZM38 89L39 88H37V91H38ZM76 89V88H75ZM88 89V88H87ZM86 88H85V90H87ZM93 89V88H92ZM152 89V90H151ZM7 90H9V89H7ZM35 90V91H34ZM41 90V89H40ZM45 90V89H44ZM48 90V89H47ZM50 91H51V89H49ZM102 90V89H101ZM103 90H105V89H103ZM108 89H106L105 91H107ZM110 90V89H109ZM15 91V90H14ZM13 91V92H14ZM20 91V89L18 90V92ZM68 91V94L67 95H69V92ZM72 91H74V90H72ZM72 91H71V93L70 94H72ZM78 91H80V89L78 90ZM105 91H104V93H105ZM113 91H111L112 92V95L111 96H115L116 94H114L113 95ZM138 91H139V89H138ZM41 92H44L43 90L41 91ZM45 92H46V90H45ZM67 92V91H66ZM66 92H63L64 93V95H65V93ZM86 92V91H85ZM98 92V91H97ZM116 92V91H115ZM1 93H3V95H6V97L5 96H3ZM15 93V92H14ZM14 93H12V94H14ZM23 93V92H22ZM29 93V92H28ZM47 93V92H46ZM51 93V92H50ZM50 93H47V94H45V95H49ZM63 93H62V95H63ZM75 93V92H74ZM87 93V92H86ZM94 93V92H93ZM96 93V92H95ZM98 93H101V91L100 92H98ZM246 93V94H245ZM16 94V93H15ZM18 94V93H17ZM17 94H16V97H17ZM24 94V93H23ZM26 94V93H25ZM37 94V93H36ZM35 94V95H36ZM39 94L40 95H42L40 92H39ZM39 94H38V96H39ZM86 96H85V95ZM91 94V93H90ZM107 94V93H106ZM248 94V96H249V98H251V102H248V100H247V98L246 97H248V96H246ZM21 96H22V94H20ZM20 95H18V97L20 96ZM63 95V96H64ZM73 95V94H72ZM92 95V98H93V95H96V94H91ZM151 95V96H150ZM2 96H3V99H4V97H5V99L4 100H6V101H3L2 100ZM12 96V97H11ZM31 96H32V94H31ZM37 96V95H36ZM74 97L76 96V94L75 95H73ZM97 96V95H96ZM107 96H110V95H107ZM18 97H17V99H18ZM26 97H27V94H26ZM43 97V96H42ZM101 97V96H100ZM102 97L105 99V95L104 94H102ZM133 97H135V100H136V106L134 105V99H133ZM8 100H10V101H8ZM36 98V97H35ZM44 98V97H43ZM103 98H101L102 100H101V102H102V105L104 106V107H106V109H107V107H108V104L105 102L106 101V99L105 100H103ZM110 98V97H109ZM109 98H108V100H109ZM132 98V99H131ZM149 98H151V101H150V105H151V107H152V111L151 112H153V114H152V117H153V125L155 126V127H157V124L159 123V121L158 120H164V118H166V120H164V121H166V124L164 125V124H162V123H164V122H162L161 123V125H164V126H161V128H158V129H161L162 131H159V132H162V134H158V135H161V137H166L165 139L164 138H162L163 139V141H161V148L163 147L164 148V146H168L167 144H169V147H167L166 149L164 148V150L166 151V157L165 158H167L168 159V162H169V160H171L172 158H169V157H171L172 156V154H173V156H175L174 154H176L177 152H180V150L181 149H177V150H179V151H177V150H173V146H175L176 147V145H175V143H177L178 145H179V143H182L181 144V146L182 147H184L185 148V150H186V153H185V155L187 154V155H189V156H187L186 158L188 159V161L190 160V157H194L193 159L191 158V160H192V162H188V161H186V165H184V170L186 169L187 170V172H188V170H190V172L191 171H193V172H191V173H187L188 175H190V174H192V173H194L195 174V176H196V178H200V180H201V178L203 177L202 175V170L203 169H201V167H202V163L204 164V162L203 161H206V164L208 163L209 164V166H207V167H205L204 169L206 170L207 168H209L210 167V165H212V164H210V162H207V160H205V159H207V157H209L210 156V154L212 153L213 154V151H214V153H215V151L216 150H213V149H219L220 150V152H216V155L217 156H219V155H221V153L223 152V157H222V161L220 162V159H219V162H218V159L217 158H220V157H217L216 158V163H215V165L217 166H214V165H212L213 167H214V169H213V172H214V174H213V172H211L210 171V168H209V171L212 173V175H211V173H209V175H211L210 177H211V181H210V177L209 176H207V173H208V169L206 170V172H205V170L203 171L204 172V175L205 176H207V178L209 179V181H210V183L212 182L213 183V185H208L209 186V188H208V186L206 187V189L203 187V182L201 181V182H199V181H197V182H199L198 184L200 185V183H202V186L200 187V189L202 190V187H203V190L205 189V191L206 192H208L207 190L209 189V192L208 193H206L205 192V194H207V196L206 197H204L205 196V194H202V195H200L201 194V192H200V194H199V192L198 193H196L197 194V196H201V197H204V198H201L200 196V198L201 199H207V201L206 202H208V203H210V206L209 205H207V207H206V204L204 205V207H202L203 205H201L203 202L202 201H200V200H198L201 204L199 205V204H196V203H198V201H197V199H194V198H196V197H194V195H193V193L195 194V192L192 190V188L194 187H192V185H193V183L192 182H190V181H187V179H186V177L185 178H183V175H185V173L183 174V171L181 172V169H182V166H181V163L179 164V162H180V160L182 161L184 158V156L183 155H180V153L181 154H184V153H182V152H185V150L184 149H182L181 151L182 152H180L179 153V161H178V164L180 165L179 166V168L181 167V169H175L176 167H174L175 165L174 164H176L177 162H175V161H173L174 162V164H171L172 163V161H170L171 163V165H172V167L170 168V166H169V168L170 169H172L173 167V169H175V170H177V173L179 172V170H180V173L181 174H183V175H181L180 173H179V175L178 174H176L177 176H180L179 178H180V180H177V178H175L176 177V175L174 174V177L172 178V179H176V180H173L174 182L175 181H178V182H181V183H184V185L182 186V184H179V185H181V186H177L178 188H181V189H184V190H181V192H182V194H183V192H184V200H182L181 199V202H180V200H178L180 203H182V205L183 206H181L180 205V203L178 202V204L181 206V207H183L181 210L177 207V205L176 204H174L173 202H171L172 200H170L171 199V197L169 198V197H166V198H164L165 199V205H166V214L168 215V217L169 218H163L161 215V217L162 218H146V215H144V213H143V211H141L140 209H139V207H138V204H137V201H136V199L135 198H137V197H134V196H132L131 194H129L128 192H127V189H133V191H135V193L139 196V194H141L140 196H142L140 199H142V202L143 203H146L145 205H147V206H149V208L151 207V205H153L154 203H151L152 201H149V198H147V195H144L143 193H144V191L142 190V186L139 184V181H138V178L136 177L137 175H138V173H140V171H138V173H137V175L135 176V172H132L134 169H137L138 170V168H139V166H138V164L139 163H141L142 165H141V167H143L144 166V168H147V170H149V173L150 172H152V174L153 175H150L151 177L150 178H154V177H152V176H156L155 178H156V181H157V179H159V184H160V186H161V183H164V182H162L163 181V179L165 180V178L163 177V179H162V177H161V172H160V166L159 165H157L158 163H156L157 161H156V159H154L155 157H154V154H156V150L154 151L155 153L154 154H152V153H149V151L147 152V150L149 149V148H147V150L145 149L146 148V146L143 144L144 143V136L146 135L145 134V132L146 131H143V128L145 127V123H146V125H148L149 123L147 122L148 121V117H149V114L147 113V111H148V109H147V105H148V99ZM29 99V98H28ZM28 99L26 100V101H24V102H26V104H27V102H28V104H29V101H28ZM40 99V98H39ZM38 99V100H39ZM67 99V98H66ZM71 99V98H70ZM70 99L68 100V101H70ZM73 99H75V98H73ZM77 99H78V97H77ZM94 99H96V98H93V100ZM112 99V98H111ZM113 99H115V98H113ZM100 100V99H99ZM150 100V99H149ZM15 101H17L18 102V104H17V106H16V102ZM22 101V102H23ZM31 101V100H30ZM34 101V100H33ZM42 101V100H41ZM40 101V102H41ZM74 101V100H73ZM98 101V100H97ZM114 101H116V99L114 100ZM113 101V102H114ZM118 101V100H117ZM250 101V100H249ZM23 102V103H24ZM36 101H34L33 103H32V101H31V103L32 104H34ZM71 102V101H70ZM75 102V101H74ZM73 102V103H74ZM109 102V101H108ZM44 103H43V101H42V105L44 106ZM26 104L24 103V107H26ZM35 104H37V103H35ZM41 104V103H40ZM94 104V106H90V105H93ZM101 104V103H100ZM262 105V106H261ZM29 105H27V107H28ZM34 106V105H33ZM72 106H74V105H72ZM74 106V107H75ZM102 106V108H104ZM211 106V107H210ZM255 106H256V108H255ZM8 107V108H7ZM26 107V108H27ZM38 107H40L39 106V103H38ZM38 107H36V105L34 106V108H36V109H39ZM46 107H43V108H46ZM115 108L113 109V115H115V112H116V107L117 106H114ZM212 108V107H216V108H213V109H216L217 110V113L215 114V115H212L211 113H213V111L212 112H209L210 114H208V109L209 108ZM7 108V109H6ZM10 108V109H11ZM18 108H19V106H18ZM33 108V109H34ZM43 108H42V110H43ZM110 108V107H109ZM109 108L107 109V110H109ZM6 109V110H5ZM9 109V110H10ZM21 110L23 109L22 107L20 108ZM28 109H29V107H28ZM36 109H34L35 111H37ZM74 109V108H73ZM111 109V108H110ZM195 109H196V112H198V113H195ZM19 110V109H18ZM20 110V112L19 111H11L10 110V112L11 113H13V114H15V112L17 113V112H19V113H17L16 115H20L18 118H19V120L21 121H23V119H26L27 118V116L28 115H31V114H25V113H27V112H25L24 114L25 115H27L26 116V118H25V115H24V118H22L21 116V111ZM27 110V109H26ZM41 109H39V111H40ZM41 110V111H42ZM75 110H76V108H75ZM75 110H72V113H73V111H75ZM105 110V109H104ZM211 110V109H210ZM209 110V111H210ZM215 110V111H216ZM99 111H102V110H100L99 109ZM110 111V113L112 112L111 110H109ZM109 111H108V113L107 114H109V115H107V117L108 116H110L111 114L109 113ZM119 110H117V112H118ZM215 111H214V113H215ZM24 112V111H23ZM31 112V111H30ZM29 112V113H30ZM43 112V111H42ZM49 112V113H50ZM120 112V113H121ZM149 113H150V111H148ZM261 112V111H260ZM11 113H9V114H11ZM33 113H36V112H33ZM33 113H32V115H33ZM60 113H64V114H60ZM98 113V112H97ZM96 113V114H97ZM36 114H38V113H36ZM43 114H44V112H43ZM60 114V115H59ZM71 113H69V115H70ZM117 114H119V113H117ZM164 115V116H162L161 117V119H158V116L159 115ZM31 115V116H32ZM40 114H38V115H36V116H39ZM47 115V119L48 120H53L52 119V117L53 116H51L50 117V115H49V118H48V114H46ZM62 115V116H61ZM69 115H68V117H69ZM100 115H102V114H100ZM103 115H104V112H103ZM102 115V116H103ZM120 115V114H119ZM14 117H15V115H13ZM12 116V117H13ZM44 116V117H43ZM61 116V117H60ZM13 117V120L14 119H16V117L14 118ZM20 117L22 118V119H20ZM34 117H35V115H34ZM45 114L44 115H42V121L43 120H45V121H43V123H44V125H45V123H46V119H45ZM104 117V116H103ZM112 117H115V116H111V118L110 119H112ZM151 117V118H152ZM160 117V116H159ZM18 118H17V120H18ZM39 118V117H38ZM44 118V119H43ZM51 118V119H50ZM64 118V119H63ZM116 118V120H117V122H118V120L119 119H117V117H115ZM150 118V120H152ZM30 119V118H29ZM35 119V118H34ZM36 119H37V117H36ZM36 119H35V121H36ZM60 119H58V120H60ZM66 119H67V117H66ZM97 119V120H96ZM108 119V118H107ZM122 119H121V123H122ZM3 120H4V122H3ZM28 119H26V121H27ZM39 120V119H38ZM57 120V119H56ZM55 120V121H56ZM115 120V119H114ZM18 122V125H19V123L20 124H22L23 122L25 123V121H21V122ZM55 121H53V122H55ZM60 121V122H61ZM244 121H246V120H244ZM5 122H7V124L8 125H4V124H6ZM49 122V121H48ZM59 122V121H58ZM59 122V123H60ZM61 122V123H62ZM69 122V123H70ZM102 122V121H101ZM104 122V121H103ZM152 122V121H151ZM264 122V121H263ZM24 123H23V125H24ZM30 123V122H29ZM37 123V122H36ZM36 123H35V125H32V126H37L36 125ZM61 123H60V125H61ZM66 123V122H65ZM111 123H113V120H112V122ZM115 123V122H114ZM119 123V122H118ZM242 123H241V125H242ZM14 125H15V123H13ZM47 124V123H46ZM50 124H51V122H50ZM56 124H57V122H56ZM68 124V123H67ZM66 124V125H67ZM71 124H69V126H71ZM77 124V125H76ZM89 124V125H88ZM104 124V123H103ZM109 124V123H108ZM123 124V123H122ZM122 124H121V126H122ZM244 124V123H243ZM262 124V123H261ZM4 125V126H3ZM11 125H12V123H11ZM11 125H9V126H11ZM13 125V126H14ZM27 125V124H26ZM49 125V124H48ZM48 125H46V128H45V130L47 129V127H48V129H49V127L50 126H48ZM52 125H54V124H52ZM51 125V126H52ZM59 125V126H60ZM102 125V124H101ZM100 125V126H101ZM107 125V124H106ZM143 125V126H142ZM160 125V124H159ZM246 125V124H245ZM251 126L250 127H253V125L252 124H250ZM264 125V123L262 124V126ZM22 126V125H21ZM38 126H40V124L38 125ZM42 126V125H41ZM40 126V127H41ZM58 126V125H57ZM68 126V125H67ZM69 126L68 127H66V129L68 128V130L71 128H69ZM109 126H110V129H112L113 128V126L114 125H111V124H109ZM112 126V127H111ZM117 126H119V124H117ZM154 126H152V128L154 127ZM243 126V125H242ZM15 127V126H14ZM24 127H26V126H24ZM24 127H17V130H18V128L20 129V128H23L21 131H23V130H25L26 128H24ZM27 127H28V125H27ZM54 127L55 126H53V129H54ZM73 127V128H74ZM93 128H94V126H92ZM150 127V126H149ZM158 127H160V126H158ZM162 127H164V128H162ZM245 128H246V126H244ZM249 127V126H248ZM247 127V128H248ZM249 127V128H250ZM256 127V126H255ZM254 127V128H255ZM264 127V126H263ZM8 128H10V127H8ZM39 128V127H38ZM38 128H35V129H38ZM42 128H44L43 126H42ZM58 128V127H57ZM64 128V127H63ZM106 128V127H105ZM114 128H115V126H114ZM112 129V131H115L116 130V128L115 129ZM118 128V127H117ZM152 128H148V129H152ZM245 128H243V129H245ZM6 129V128H5ZM11 129H12V127H11ZM14 130H15V128H13ZM28 129V128H27ZM26 129V130H27ZM39 129H41V128H39ZM47 129V130H48ZM61 129V128H60ZM59 129V130H60ZM76 131H77V129L76 128H74ZM74 129H70V131L72 132V130H74ZM82 129V128H81ZM98 129V128H97ZM103 128H102V126L100 127V132L101 131H104V130H102ZM109 129V130H110ZM158 129H157V132H158ZM256 129H257V127H256ZM259 130H260V128H258ZM25 130V131H26ZM42 130V129H41ZM40 130V131H41ZM44 130V131H45ZM74 130V133L76 132ZM80 128L78 129V132L79 133H75V135L76 134H78V136H79V134H81L80 135V138H81V136H82V132L80 133ZM95 129H93V131H94ZM99 130V129H98ZM108 130V131H109ZM119 130H120V128H119ZM118 130V131H119ZM146 130V129H145ZM154 130H155V132H154V134L156 135V129L154 128ZM28 131V130H27ZM26 131V132H27ZM29 131H31L30 129H29ZM33 131V130H32ZM31 131V132H32ZM36 131H39V130H36ZM43 131V133H45L46 134V138L47 137H49V136H47V133L46 132H44ZM52 131V129L49 131H47V132H51ZM65 131V130H64ZM67 131V130H66ZM92 131V132H93ZM117 131V130H116ZM120 131H122V130H120ZM247 131V132H246ZM263 131H264V129H263ZM16 132V131H15ZM19 132H20V130H19ZM19 132L18 133H14L13 134V132H11L12 133V135L10 134V136H12V142H10L11 144L10 145H12V148L13 149H10L9 147V149H10V155H12L11 157H13L12 159H13V163H11L10 162V160H11V158L10 159H7V160H9V162L11 163V164H9V166L11 165V166H14L15 167V170H21L20 171V173L23 171H25V173H26V171L27 172H29L27 169H28V166H29V155H31V157H33V159L35 158L34 156H33V154L34 155H36V153L38 152V154L36 155V157H39L38 155L40 154V150H42V149H44L42 152H41V157H42V159L44 160V151H45V145L47 144V143H44V139H42L43 138V136L41 137V135H43L42 134V132L39 134L40 135V137L38 136V138H40V139H38V143L36 144L37 146L35 147V148H32V142L31 141H29V138H30V135H31V132L29 133V135H27L28 136V140L26 139V138H22V139H20V134H19ZM53 132V131H52ZM61 132V131H60ZM60 132H58V133H60ZM95 132V131H94ZM93 132V133H94ZM259 131H257V133H258ZM4 133H6V131L4 132ZM27 133V134H28ZM70 133V132H69ZM69 133H68V137H69ZM73 133V134H74ZM96 133H98V131L96 132ZM95 133V134H96ZM101 133V134H102ZM108 133V132H107ZM111 133V132H110ZM112 133H114V135H117V132H112ZM120 133V132H119ZM149 133V132H148ZM179 133L181 134L180 136H181V139H180V136H179ZM252 133H253V131H252ZM252 133H250V134H252ZM260 133H263L262 132V130H261V132ZM2 134V135H1ZM25 133H24V131H23V136H25L24 135ZM49 135H50V133H48ZM53 134V133H52ZM65 134V133H64ZM71 134V133H70ZM84 134V133H83ZM121 134H122V132H121ZM152 134L153 133H151V136H152ZM153 134V138H155L154 135ZM178 134V135H177ZM254 134H255V132H254ZM32 135H33V132H32ZM31 135V136H32ZM37 135V133L35 132V138L37 137L36 136ZM59 135V134H58ZM72 135V134H71ZM74 135V136H75ZM125 135V134H124ZM150 135V134H149ZM164 135V136H163ZM258 136H259V134H257ZM256 135V136H257ZM1 136H4L5 137V139L2 137L1 138ZM9 136V135H8ZM10 136L8 137L9 138V141H10ZM32 136V138H34ZM54 136V135H53ZM102 136V135H101ZM178 136V137H177ZM253 136L254 135H252V139L253 140H250L249 138V141L251 142V141H253L252 142V144H245L246 143V140H244L245 142H243L244 144H245V148H248L250 151L252 150V151H254L253 149H252V146L251 145H255L256 143H259V142H256V141H258L259 140V138H260V136L258 137L257 136V138L255 139V138H253ZM262 136H264V134L262 135ZM26 137V136H25ZM44 137V138H45ZM60 137V136H59ZM59 137H57V142H58V144H59V142L60 141H58V138ZM66 137V136H65ZM72 137H73V135H72ZM71 137V138H72ZM116 137V136H115ZM118 137V136H117ZM147 137H148V135H147ZM157 137V136H156ZM159 137V138H158ZM157 138L158 139H160V136H158ZM199 138V139H195V138ZM50 138V137H49ZM64 138V137H63ZM119 138V137H118ZM153 138H151V140H153ZM3 139L5 140V141H3ZM53 139V138H52ZM51 139V140H52ZM69 140H71L70 139V137L68 138ZM73 139V138H72ZM81 139V140H82ZM107 139V140H106ZM121 139H123V136L121 137ZM161 139V140H162ZM168 139V140H167ZM180 139V140H179ZM200 139H202L200 142H197V140H200ZM248 139H247V142H248ZM3 141V143H2V141ZM35 140V139H34ZM43 140V142H41ZM48 140V139H47ZM51 140H49V141H51ZM54 140H56L55 139V137H54ZM75 140V139H74ZM73 140V141H74ZM77 140H78V137H77ZM76 140V141H77ZM82 140V141H83ZM118 140V142H119V139H117ZM116 140V141H117ZM149 142H150V140L149 139H147ZM165 140V141H164ZM236 140V139H235ZM261 142H262V140H264V137H263V139H262V137H261ZM53 141V140H52ZM49 142V143H53V142ZM68 140L66 139V142H67ZM155 142H156V140H154ZM158 141V140H157ZM166 141H168V143L166 142ZM238 141V140H237ZM236 141V142H237ZM47 142V141H46ZM77 142H79V141H77ZM163 142H166L165 144L166 145H163L162 146V144H163ZM8 143V142H7ZM45 145H44V144ZM49 143L47 144V145H49ZM76 143V142H75ZM92 143V144H93ZM100 143V144H99ZM117 143V142H116ZM120 143H121V141H120ZM119 143V144H120ZM122 143H124V141H122ZM158 143H159V141H158ZM231 143V142H230ZM42 144H43V146H42ZM54 144V145H53ZM52 145V147H55V144H56V142L54 141V143H53ZM77 144H79V143H77ZM76 144V147L78 146ZM84 144V143H83ZM91 144V145H92ZM97 144H94V145H96L95 147L96 148H98L97 147ZM150 144H152V143H150ZM260 144V143H259ZM262 144V143H261ZM264 144V143H263ZM9 145V143L7 144V146ZM62 145V146H61ZM82 145V144H81ZM91 145H90V143H89V148L91 147ZM122 145V144H121ZM156 145H157V143H156ZM177 145V146H178ZM236 145V144H235ZM234 145V146H235ZM258 145V144H257ZM70 146H69V149H70ZM93 146V145H92ZM151 146V145H150ZM228 146H229V144H228ZM251 146V147H250ZM259 146V145H258ZM258 146H255L257 149H258ZM260 146V147H261ZM43 147V148H42ZM52 147H51V149H52ZM56 147V148H57ZM61 149H60V148ZM75 147V146H74ZM94 147V146H93ZM92 147V148H93ZM154 147V146H153ZM179 147H180V145H179ZM179 147H177V148H179ZM243 148H244V146H242ZM254 147V146H253ZM7 148V147H6ZM7 148V149H8ZM40 148H42V149H40ZM50 148V147H49ZM63 148V149H64ZM98 148V149H99ZM121 148V147H120ZM122 148H124V147H122ZM157 148V147H156ZM155 148V149H156ZM160 148V149H161ZM240 148V147H239ZM46 149H47V146H46ZM51 149L49 150V151H51ZM77 149H78V147H77ZM159 149V150H160ZM176 149V148H175ZM231 150H232V148H230ZM237 149H238V147H237ZM248 149H246L247 151H249ZM256 149V150H257ZM11 150H13L12 152H13V154H11ZM19 150V151H18ZM158 150V151H159ZM184 150V151H183ZM245 149H244V151H246ZM256 150H255V153H256ZM4 151H6V150H4ZM4 151H3V153L2 152H0V157H2V156H4V158H6V157H8V156H10V155H8V156H6L7 155V153H6V155H4L5 153H4ZM53 151H55V150H53ZM79 151V150H78ZM211 151V152H210ZM218 151V150H217ZM227 151V150H226ZM235 151V150H234ZM246 151V152H247ZM249 151V152H250ZM263 151H264V149H263ZM162 152V151H161ZM164 152V151H163ZM162 152V153H163ZM174 152V153H173ZM176 152V153H175ZM208 152H210V153H208ZM236 152V151H235ZM3 155H2V154ZM49 153V154H48ZM48 153H46L45 155L47 156V157H49L50 156V152H48ZM71 153H73V155L71 154ZM76 153H78L77 151H76ZM199 153L201 154V153H204L203 155H202V157H200V155H199ZM208 153V154H207ZM228 153V152H227ZM232 153V152H231ZM234 153V152H233ZM232 153V154H233ZM241 153H242V151H241ZM241 153H239V154H241ZM254 153V152H253ZM260 153V154H259ZM43 154V155H42ZM51 154V155H52ZM59 153H57V155H58ZM66 154V153H65ZM65 154H62V157L65 155ZM66 154V155H67ZM69 154H71V155H69ZM79 154L78 155H76L77 157H80L79 156ZM160 155H162L161 153H159ZM165 154V153H164ZM170 154H171V156H170ZM178 154V153H177ZM211 154V155H212ZM231 154V155H232ZM238 154V153H237ZM252 154V155H251ZM264 154V153H263ZM19 158H17L16 159V156ZM49 155V156H48ZM65 155V156H66ZM154 157H152V156ZM193 155V156H192ZM209 155V156H208ZM213 155H215V154H213ZM215 155V156H216ZM235 155V154H234ZM233 155V156H234ZM75 156V155H74ZM75 156V157H76ZM156 156H158V154L156 155ZM180 156H183V157H181V158H183V159H181L180 158ZM239 156V155H238ZM237 156V157H238ZM244 156V155H243ZM246 156H247V153H246ZM257 156V155H256ZM41 157L38 159V160H40L39 162H42L43 163V161L41 160ZM46 157V158H47ZM53 159L55 158V156H51ZM58 157H59V155H58ZM57 156H56V158H58ZM67 157V156H66ZM162 157V156H161ZM160 157V158H161ZM211 157V156H210ZM210 157H209V159H210ZM213 157V156H212ZM236 157V155L234 156V158ZM241 157V156H240ZM245 157V156H244ZM243 157V158H244ZM51 158V159H52ZM59 158H61V157H59ZM158 158V157H157ZM174 158H176V157H174ZM185 158V159H186ZM214 158V157H213ZM243 158L241 159V160H243ZM2 159H3V157H2ZM2 159H0V161L2 162ZM33 159H31L32 161H34ZM50 159V157H49V159L47 158V160H48V162H47V164H45V163H43L44 164V166L42 167V166H40V168L42 167V172H43V174L44 175H47L48 174V176H49V172H50V163H53L54 161H52ZM77 159V158H76ZM185 159L182 161V163L185 161ZM255 161H254V160ZM6 160V159H5ZM46 160V159H45ZM50 160V161H49ZM65 160H63V162L65 161ZM158 160H159V158H158ZM161 160V159H160ZM173 160H175V159H173ZM177 160V159H176ZM230 160H231V158H230ZM245 160H246V158H245ZM245 160H244V162H245ZM12 161V160H11ZM31 161V162H32ZM52 161V162H51ZM212 161V163H213V161H215V159L214 160H211ZM0 162V163H1ZM3 162H5L4 160H3ZM3 162H2V164H3ZM65 162V163H66ZM229 162H230V164H229ZM232 162H233V160H232ZM56 163H58V164H56ZM65 163H63V164H65ZM161 163V162H160ZM13 164V165H12ZM39 164V163H38ZM41 164V163H40ZM53 164V165H54ZM165 164H166V162H165ZM169 163H167V165H168ZM177 164V165H178ZM184 164V163H183ZM189 164V165H188ZM207 164V165H208ZM237 164V163H236ZM4 166H2L3 168L5 167V163L3 164ZM8 165V164H7ZM42 165V164H41ZM253 165V166H252ZM35 166V165H34ZM39 166V165H38ZM205 166V165H204ZM203 166V167H204ZM211 166V167H212ZM264 166V165H263ZM8 167V166H7ZM6 167V168H7ZM14 167H12V168H10L9 169V171L11 170V169H14ZM31 167V166H30ZM138 167V168H137ZM165 167V166H164ZM168 167V166H167ZM212 167V168H213ZM216 167V168H215ZM0 168H1V164H0ZM36 168V167H35ZM162 168V167H161ZM30 169V171H32V173H28L29 175H32L31 177H34L35 176V174L34 173H36V172H33V170H34V168H29ZM38 169V168H37ZM37 169L35 170V171H37ZM142 169V168H141ZM173 169H172V171H173ZM2 169H0V174H2L3 172H4V174L6 173L5 172V169H4V171L2 170ZM39 170V169H38ZM231 170H232V172H231ZM142 171V170H141ZM145 171H146V169H145ZM217 171H218V169H217ZM220 171V172H221ZM244 171V172H243ZM11 173H12V176L11 177H13L14 176V170L13 171H10ZM22 172V173H23ZM62 172V173H63ZM173 172H176V171H173ZM172 172V173H173ZM219 172V171H218ZM240 172H237L235 175L237 176V175H239L238 173H240ZM253 172H254V174H253ZM17 173V172H16ZM15 173V174H16ZM20 173H18L17 175H18V177L19 176H25V175H23L22 173H21V175H20ZM142 173H144V171L142 172ZM148 173V174H149ZM168 173H171V170H170V172H169V170H168ZM172 173L169 175V176H171L172 175ZM224 174L225 175V177L227 176V177H229L227 174ZM27 174V173H26ZM38 174V173H37ZM42 174V173H41ZM146 174V173H145ZM144 174V175H145ZM165 174V173H164ZM186 174V175H187ZM219 174V173H218ZM241 174V175H242ZM58 175V176H59ZM63 176H61V177H65L64 176V174H62ZM143 175V174H142ZM188 175H187V178H189L188 177ZM216 175V174H215ZM220 175H222L221 173H220ZM232 175V174H231ZM231 175H230V177L229 178H231ZM234 174L232 175V177H234L235 176ZM2 175H0V177H1ZM3 176H2V180H3ZM10 175L8 174L6 177H8L7 179H9L10 177H9ZM22 176H21V178L20 179H22V180H24L23 178H22ZM28 176V175H27ZM38 176V175H37ZM36 176V177H37ZM41 175L39 174V176L38 177H40ZM51 176V175H50ZM53 176V175H52ZM59 176V177H60ZM146 176V175H145ZM169 176H167V177H169ZM191 176V175H190ZM217 176V175H216ZM30 177V176H29ZM42 177V176H41ZM166 177V179H168ZM220 177V176H219ZM219 177H217L216 179L214 178V180H221ZM224 177V176H223ZM226 177V178H227ZM238 177H240V175L239 176H237L236 178H237V181H238V179H240V178H238ZM254 177V176H253ZM257 177V178H258ZM13 178H16V177H13ZM53 178V177H52ZM154 178V179H155ZM178 178V179H179ZM207 178H205L204 180L206 181V180H208ZM226 178H224L225 180H227ZM236 178H233V180L234 179H236ZM243 178V177H242ZM12 179V178H11ZM17 179V178H16ZM27 179H28V177H27ZM36 179H38V178H35V181H34V178L32 179L35 183H36ZM42 179V178H41ZM43 179H44V177H43ZM190 179V178H189ZM195 178H193V180H194ZM232 179V178H231ZM29 180L31 181V179L29 178ZM49 180V179H48ZM63 180V179H62ZM68 180H66L65 181V183H68L67 181ZM141 180V179H140ZM148 180H151V179H148ZM242 180H244V179H241V182H242ZM247 180H244L242 183H245V181L247 182ZM253 180V179H252ZM4 181V180H3ZM9 181V182H8ZM30 181H29V183H30ZM33 181H31V182H33ZM105 181V182H104ZM151 181H154V180H151ZM167 181V180H166ZM168 181H169V179H168ZM195 181H196V179H195ZM204 181V182H205ZM228 181V180H227ZM256 181V180H255ZM2 181H1V179H0V183H1ZM10 183L11 185L9 186V184L8 183ZM12 182V181H11ZM25 182V181H24ZM23 181H22V183H24ZM37 182H39L38 180H37ZM43 182H45V180H41V183L40 184H42V185H44V183ZM49 182V181H48ZM48 182L47 183H45V184H48ZM51 182V181H50ZM77 182V183H76ZM146 182H147V180H146ZM149 182V181H148ZM171 182V181H170ZM178 182H176L177 183V185H178ZM192 183V185L190 184V183ZM216 182H218V181H216ZM220 182L221 181H219V186L221 185L220 184ZM240 182V181H239ZM14 183V182H13ZM16 183V182H15ZM35 183H32V184H29L30 186L31 185H34ZM54 183H55V181H54ZM102 183H105V186H107L108 187V190H106V193H107V197H108V199L111 201H113V202H115V206H114V204L113 203H111L110 201H108L109 203H110V205L112 204V206L114 207V211H115V208H116V206H118L120 209H121V211L119 212L118 211V209L116 208V213H117V211H118V213H119V217H118V213H117V217L115 218V216H114V224H115V228H114V230H115V232H114V234H112L111 235V237H113V238H109V237H107L106 236V234H105V236L103 235L104 234V232H108V233H110L111 231H108V230H105V227H104V223L102 222V221H104L103 219V213L101 212V210H104V212H109L110 214L112 213L111 212V209L110 210H108V211H106L107 209L105 208L104 209V207L102 206V205H104V203L106 204V202H103V197H104V195H106V193H105V190H104V185L102 186ZM150 183V182H149ZM155 183V182H154ZM176 183L175 184H170V186H175L176 187ZM206 183H208V182H205V184ZM209 183V184H210ZM222 183V182H221ZM235 184V185H237V186H242V188H243V186H247V185H243V184ZM5 184H6V186H7V184H8V186L6 187L5 186ZM52 184L53 183H51V186H52ZM79 184V185H78ZM145 184H147V183H145ZM150 184H152V182L150 183ZM149 184V185H150ZM156 184V183H155ZM224 184V183H223ZM229 184H230V182H229ZM35 185H38V183H36ZM56 184H53V186H55ZM66 185H68V186H71L70 184H66ZM165 185V184H164ZM163 185V186H164ZM231 185V184H230ZM29 186V187H30ZM45 186L46 185H44V188H45ZM50 186V185H49ZM47 187V189H45V190H50L51 191V186L50 187ZM67 186V187H68ZM73 186H74V184H73ZM151 186V185H150ZM153 186V185H152ZM155 186V185H154ZM162 186V187H163ZM218 186V187H219ZM233 186V185H232ZM1 187H5V188H7V189H5V188H2V190H1ZM32 187V186H31ZM30 187V188H31ZM41 187V186H40ZM107 187H106V189H107ZM165 187V186H164ZM184 187V188H183ZM196 187V186H195ZM214 187H216V185L215 186H213L212 187V189L214 188ZM221 187V186H220ZM244 187V188H245ZM36 188V189H37ZM44 188H42L43 189V191H42V193L43 194H45V195H47L48 193L46 192V191H44ZM53 188H55V187H53ZM52 188V189H53ZM71 189H73L72 188V186L70 187ZM156 188H157V186H156ZM167 188V187H166ZM208 188V189H207ZM236 188V187H235ZM4 189V190H3ZM59 189V188H58ZM148 189H149V187H148ZM161 189H163V188H161ZM160 189V190H161ZM168 189V188H167ZM170 189V188H169ZM172 189V188H171ZM177 189V188H176ZM211 189V190H212ZM223 189V188H222ZM240 189V188H239ZM246 189V188H245ZM41 190V189H40ZM54 190V189H53ZM70 190V189H69ZM79 190H75V189H73L71 192L72 193H77V191H79ZM81 190H80V192H81ZM149 190H151V189H149ZM149 190H148V192H149ZM156 190V189H155ZM158 190V189H157ZM166 190V189H165ZM164 190V191H165ZM178 190V189H177ZM180 190H179V193H181L180 192ZM202 190V191H203ZM220 190H221V188H220ZM242 190V189H241ZM248 190V189H247ZM246 190V191H247ZM55 192L57 191V188H56V190H54ZM59 191V190H58ZM63 191V190H62ZM143 191V192H142ZM173 191V190H172ZM175 191V190H174ZM192 193H191V192ZM225 190L223 189V193L222 194H224L225 192H224ZM243 191H244V189H243ZM245 191V192H246ZM3 192V193H4ZM32 192V191H31ZM34 192V191H33ZM45 192V193H44ZM64 192H65V194H66V192H68V189L66 190V188H65V190H64ZM64 192H63V194L62 195H64ZM104 192V193H103ZM154 192V191H153ZM220 192H222V190L220 191ZM2 192H0V194H1ZM82 193V192H81ZM83 193H82V195H83ZM133 193V192H132ZM150 193V192H149ZM167 193V192H166ZM212 193V197H214V199H216L215 201H214V199L210 196V194ZM214 193V194H213ZM243 193V192H242ZM247 193V192H246ZM4 194V195H5ZM11 194H12V196H11ZM18 194V195H17ZM26 194L29 196V197H27L26 196ZM33 194V193H32ZM51 195H52V192L50 193ZM58 194H59V192H58ZM164 194V193H163ZM199 194V195H198ZM219 194H221V193H219L218 192V195ZM238 194V193H237ZM51 195L47 198V199H49V198H51L49 201H51V200H53L54 201V203H53V205L55 206V200H57V203H58V205L60 204L61 205V202H62V204H64L63 206H65V203H66V201H65V199L67 200L68 198H70V195L66 198V197H64L62 200H64V201H62L61 200V198L60 197H58V196H56L55 194L53 195L54 196V198H55V200L51 197ZM74 195V194H73ZM76 195V194H75ZM133 195H134V193H133ZM162 195V194H161ZM165 195V194H164ZM172 195V194H171ZM204 195V196H203ZM217 195V196H218ZM226 195H227V197H226ZM232 195H233V197H232ZM240 195H242V194H239V196ZM245 195H247L248 196V194H244V196L242 197V198H245ZM0 196H2V194L0 195ZM48 196V195H47ZM46 196V197H47ZM57 197V199H56V197ZM60 196V195H59ZM167 196V195H166ZM175 196V199H177L176 197H177V195H174ZM15 197H18V198H16V200H15ZM152 197V196H151ZM158 197H160V193H159V196ZM156 198L157 200L159 199V198ZM180 197V196H179ZM209 197H211L212 199L210 200V198ZM222 197V196H221ZM220 196H219V198H221ZM251 197V198H252ZM256 197H254L255 199V201H256V203H257V198ZM29 198V199H28ZM32 198V199H33ZM60 198V199H59ZM105 198V197H104ZM153 198V197H152ZM198 198V197H197ZM208 198H209V200H208ZM250 198V199H251ZM9 199V200H8ZM12 199H14V202L15 201H17L18 200V206L19 205H21V204H23L24 206H22V208H23V213H21V214H23L22 215V217L23 216H25L26 218V220L23 222V223H21L23 220H22V218H18V216L20 215V213H19V211L17 210V209H20V208H17L16 206L17 205H15V204H17V202H15V204H14V202H13V200ZM31 199V200H32ZM71 199H74L72 196H71V198H70V200ZM75 199H76V201H77V198H76V196H75ZM79 199H82V196L79 198ZM154 199V198H153ZM161 199V198H160ZM175 199H174V202H175ZM205 199V200H206ZM249 199V198H248ZM247 199V200H248ZM250 199H249V201H250ZM46 200V199H45ZM61 202H60V201ZM84 202H86L87 200H85V199H82ZM195 200H196V202H195ZM204 200V201H205ZM220 200V199H219ZM228 200V201H227ZM246 200V199H245ZM9 201H11V203L9 202ZM69 201V200H68ZM160 201V200H159ZM163 201V200H162ZM210 201V202H209ZM217 201V202H216ZM250 201V202H251ZM47 204H46V203ZM64 202V203H63ZM71 202V201H70ZM74 202V201H73ZM155 202H157V201H155ZM177 202V201H176ZM206 202H204V203H206ZM224 202V201H223ZM236 202H238V204L236 203ZM250 202H247V203H244V204H250ZM40 203V204H39ZM46 205H45V204ZM51 203V202H50ZM56 203V204H57ZM78 203H79V201H78ZM87 203V202H86ZM139 203V202H138ZM159 203V202H158ZM34 204V203H33ZM32 204V205H33ZM73 204V203H72ZM81 204V205H80ZM79 204V209L78 210H81L80 208L83 206L84 207V204H82V203H80ZM140 204V203H139ZM156 204V203H155ZM161 204V203H160ZM45 205V206H44ZM59 205V208L62 206H60ZM110 205H108V206H110ZM142 205V204H141ZM164 205V204H163ZM258 205V204H257ZM51 206H52V204H51ZM54 206H52L51 207V209L52 208H54ZM68 206H69V202H68ZM85 206H87V205H85ZM146 206V207H147ZM156 206V205H155ZM262 206V205H261ZM17 209H16V208ZM66 207H67V205H66ZM66 207H64V210H65V212H66ZM77 207H74L75 209L77 208ZM82 207V208H83ZM160 207V206H159ZM208 207H211L209 210L211 211V209H212V212H210L209 210H207L205 213L207 214H205L204 213V211L206 210V209H208ZM248 207V206H247ZM21 208V209H22ZM57 208H58V206H57ZM72 208V207H71ZM74 208H73V210H74ZM87 208V207H86ZM91 208V207H90ZM148 208V209H149ZM151 208H153V209H155L153 206L151 207ZM176 208H178V210L180 211V212H178V210H177V212L178 213H180V218L178 217V218H174V214L176 213ZM243 208V207H242ZM248 208H250V205H249V207ZM250 208V209H251ZM264 208V207H263ZM21 209H20V212H21ZM35 209V211H38V213H33L32 212V210H34ZM50 209V210H51ZM63 209V207L61 208V209H59V212L61 211ZM67 209H69V207L67 208ZM153 209H152V211H153ZM164 209V208H163ZM205 209V210H204ZM236 209V208H235ZM256 209V208H255ZM254 209V210H255ZM42 210V211H41ZM47 210H49V208L47 209ZM56 207H55V213H56ZM78 210H76V211H78ZM87 210H88V208H87ZM144 210V209H143ZM159 210V209H158ZM238 210H240L239 208H238ZM156 211V210H155ZM155 211H153V212H155ZM160 211V210H159ZM165 211V210H164ZM248 211V212H247ZM64 212V211H63ZM69 212H71L72 213V209H71V211H69V210H67V214L69 213ZM82 212H85V211H82ZM145 212V211H144ZM161 212H162V208H161ZM211 213V216L210 217H208L210 214H208V213ZM236 212V211H235ZM48 213V214H47ZM57 213H58V211H57ZM56 213V214H57ZM65 213V214H66ZM116 213H115V215H116ZM59 214V213H58ZM57 214V215H58ZM62 214V213H61ZM66 214V215H67ZM70 214V213H69ZM85 214V213H84ZM109 214V215H110ZM161 214V213H160ZM56 215V216H57ZM65 215V219H67V220H70V219H72V218H70V219H68V217ZM76 215V214H75ZM86 215L87 214H85V217H86ZM107 215H108V213H107ZM158 215V214H157ZM245 215V216H246ZM259 215V217L257 218V216ZM42 216V217H41ZM59 216V215H58ZM176 216H178V214L176 215ZM17 217V218H16ZM19 217H21V216H19ZM85 217H83V218H85ZM108 217H110V216H108ZM159 217V216H158ZM58 218V217H57ZM60 219H58V220H63V218L60 216L59 217ZM75 218V217H74ZM73 218V219H74ZM77 218V217H76ZM75 218V219H76ZM79 218V217H78ZM245 218V219H244ZM256 218V219H255ZM21 219V220H20ZM45 219L43 220V218H42V224L44 223V221H45ZM54 219H56V217L54 218ZM54 219H53V221H54ZM61 220L62 221V224L64 225V227H66L65 225H67V222L68 221H66V220ZM80 219V218H79ZM79 219H76V220H79ZM86 219V218H85ZM108 219V218H107ZM248 219H249V217H248ZM252 219H250V220H252ZM57 220V219H56ZM110 220V219H109ZM113 220V219H112ZM21 221V222H20ZM36 221H38V222H36ZM53 221H51V222H53ZM64 221H66V223L64 222ZM71 222H72V220H70ZM86 221V220H85ZM111 221V220H110ZM260 221H262V220H259V222L258 223H260ZM264 221V220H263ZM262 221V222H263ZM56 222V221H55ZM71 222H68V223H71ZM73 222H74V220H73ZM77 221H75V223H76ZM156 222H158V225L156 224ZM261 222V223H262ZM36 223V224H35ZM58 223H60V222H58ZM73 224L74 226L76 225V224ZM79 223H81V222H79ZM51 224V223H50ZM54 224V223H53ZM113 224V225H114ZM52 225V224H51ZM57 225V224H56ZM61 225V224H60ZM72 225V226H73ZM77 225H78V227H79V225L80 224H78L77 223ZM76 225V226H77ZM108 226H107V228L110 226L109 224H107ZM207 227H206V226ZM260 225H262V224H259L258 225V227L260 226ZM70 227V224H68L67 225V227ZM112 226V225H111ZM161 226V227H160ZM204 226H205V228H204ZM264 225H262L261 227H263ZM58 227V226H57ZM66 227V228H67ZM114 227V226H113ZM260 228V227H259ZM258 228V229H259ZM68 230H69V228H67ZM262 229V228H261ZM113 230V229H112ZM260 230V229H259ZM56 231H57V229H56ZM56 231H54V232H56ZM60 232H61V230H60ZM70 232H72V233H70ZM255 232H256V230H255ZM262 232V231H261ZM77 233V232H76ZM75 233V234H76ZM214 234V235H212V234ZM223 233V234H222ZM61 234L62 233H60V235L59 236H61ZM70 234V235H69ZM111 234V233H110ZM109 234V235H110ZM68 235V236H67ZM216 235V236H215ZM63 236V238H64V235H62ZM67 236V237H66ZM62 238V237H61ZM66 245V244H65ZM174 245V244H173ZM67 246V245H66ZM118 246V248L120 249L119 251H121V255H119V258H118V255H117V250L115 251V247H117ZM23 247V248H22ZM25 247V248H24ZM174 247V246H173ZM182 247H181V249H182ZM22 249H25V251H23ZM177 249H178V247H177ZM183 251V250H182ZM12 252H14V254L12 253ZM115 252H116V255H115ZM176 252H178V251H176ZM60 253V252H59ZM175 253V252H174ZM17 255L16 257L15 256H13V255ZM179 254H181V253H179ZM256 254V255H255ZM56 255H59V256H56ZM124 256V258H123V256ZM176 255V254H175ZM183 255V254H182ZM254 255H255V257H254ZM20 257H21V259L24 261L23 263H21L20 261H19V259H20ZM23 257V258H22ZM56 257V258H55ZM256 257H257V260H256ZM60 259V258H59ZM57 260V263L59 262V261H62V260ZM246 259H247V261H246ZM249 259V260H248ZM252 259V261H254ZM54 260H55V262H54ZM127 260V261H128ZM121 263H120V262ZM126 261V262H127ZM249 261V262H248ZM54 262V263H53ZM256 262H253V264L255 263L256 264ZM56 263V264H57ZM242 263V264H243ZM62 264V263H61ZM127 264V263H126Z\"/></svg>", "mask_w": 264, "mask_h": 264}, {"label": "rangeland", "instance_id": "obj_2", "mask_svg": "<svg viewBox=\"0 0 264 264\" xmlns=\"http://www.w3.org/2000/svg\"><path fill=\"white\" fill-rule=\"evenodd\" d=\"M1 1L4 2V4L1 2V4L3 5L4 8L1 6V4H0V6H1V8L4 9L3 11L6 12V15H8V14L10 15V13H9V9H10V8H14L13 6H15L14 9H11L14 13H12V11H10V12H11V16L14 14L12 18H11V16H10V19L14 20V18H15V20L17 19V21L19 22L20 17H21V14H20V16L18 15V14L20 13V12H19L20 9L17 8L18 3H16V2H19V4H20L21 1H23V0H1ZM11 1H13L14 4H11ZM28 1H29V0H27L26 2H23L21 7H22V8H24V7L27 8V7L29 6L31 0H30L29 4L27 3ZM32 1H33V2H31V5H32V4L35 5L34 2H38V1H39V2L41 1V2H42V1H44V0H37V1L32 0ZM140 1H142V4L148 3V4H145V5L150 6V7H148L147 10H145V6L142 5V4H141V5L144 6V8H143L141 5H140V6L137 5V4L134 5L133 7H135V6H139V10H140V11H139L138 9H136V8H138V7L133 8V10H132V9L128 10V14H130L131 17H132V14H133V18H132V19H127V21L130 20V22H127V21L125 20V22H127V23H126V26H125V29H127L128 31H127V30H122V32H119V34L116 33V35H117V34H118V35H121V34L125 31V32L123 33L124 36H122V35H123V34H122L120 37H118V35H117L116 37L114 36V37H109V39L107 38L108 40L104 39L105 42L103 41V44H99V39H100V38L91 36L92 34L95 35V33H96V35H97V32L99 31L98 28H100L99 25H100L101 20H99L100 22L98 21L99 24L96 23V21H97L98 19L101 18V14L95 12L96 14H92V16H91V14H90L91 11H88L89 15H88L87 11H85L86 13H85V15H83L84 12H82L81 10H82V8L85 9V7H84L83 4H82L83 6H81V3H82L81 0H80V2H81L80 5H78V4H79V0H78V1H77V0L74 1V2H75L74 4H77L78 7L81 6V8H79L78 11L75 10L76 12H78V13H77L78 15H75V14H74L75 12H73V11H72V12H65V13L67 14V16L63 13V16L65 15L66 18H63V17L61 16V19H60L61 22H60V21H59V22L62 23L63 21H64V22L67 21L68 24H67V23H64V22H63L64 24L62 23L63 25L60 24L59 22H58V23H55L56 25L54 24V26H52V28H53V32L55 33V34L52 35V37H47V36H50V35H48V32H47L48 30H47V28L45 27V25H46L45 23H43V24H44L43 28L45 27V29H43V28L41 29V30H43V31H42V32H43L42 35H41V33H40V30H36V29H35V30L37 31V33H34V34H33V36H34V40H36V38H37V39L40 38V36H42V39L40 38V39L36 40V43H35V44H36V54H35V55L33 54L34 57H33V55H32L33 59L31 60V62L34 63V64L32 63V65H36V66L40 69V70H39L36 66H33V67H36L35 69L37 70V74L39 75V78H43V77H45V79H46V76H48L47 78H49V82L47 81V84H48L49 86H47L46 83L42 82L41 79H40L39 81H37V82L40 83V81H41V83H43V84L40 83L38 86H35V85L33 84L32 80H31L32 84L30 83V85H27V86H29V87H27L26 85H24L25 83L27 84V83L30 82V81H29L30 79H28L26 76H22V75H20V73L23 72V70H22L23 68L21 67V66H23L22 63H21V60H22V58L24 59L25 56L27 57V55L24 56V54H26L25 51H24L25 53L23 52V54H21V51H23L24 48H23V49H18V48H16V47L21 46V45L18 46L17 44H20L19 41L23 40V37H24V39H25L26 35H25V33H24V30H22V29H23V28H22L23 25H21V24H22L21 22L18 23V22L16 21V23L19 24V25H18V28H19V29H18L17 27L15 28L16 23L8 18L9 15H8V17H7V18L9 19L7 23L9 24V22H10V23L12 22V24H10V25H9L10 27L8 28V30H9V34H12V38L9 37V38H10L9 41H10L11 43L9 42L10 45H7V46H8V49H7L8 51L4 49V50H5L4 53L6 52L7 54H2L3 51H0V54L3 55V56L0 55V56H1V57H0V59H1V60H0V61H1L0 64L2 65V68H6V67H7V69H4V70L0 67V68H1L0 79L2 78V79H1L2 82H3L4 80H6V78H7V76H8V73H10L9 76L11 77V79H10V77L8 76V77H9V78H7V81H8V82H5V81L3 82L2 85H5V86H6V84L8 85V86H6V87L4 86L3 89L6 90V92L3 91V93L7 95V94H8L7 92L10 93V92L12 91L11 94H8V96H9V98H10V95H14L15 97H12V96H11L12 98H10V100H12V99L15 98L14 100H17V101L19 100V101H20L21 98H22L24 95H25V96H24L25 98H27V99L29 98V99H28L29 104H28V102H27V104H26V102H24V101H26L27 99H25L24 101L22 100V101L26 104V107H27V105H29V106H28L29 109H28V107L26 108V107L23 106L24 103H23L22 101H20L21 106L18 105L19 108H18V106H17L18 102L15 101V102H16L15 104H16V106H17V107H16L17 110L15 109V106H14V108H11L12 106L9 107V109L11 108L10 110H11L12 112H13V111H19V112H20V110H21L20 108L22 107V108H23V109L21 110V111H22V112H21V115H22L21 117H22V118H24V115H25V114H31V115H32L33 112H36V113H38V114H40V115H39V116H36V115H38V114H36V113H33L32 116H31V115H28V116L25 115V118H26V116H27L26 119H28V120L26 121V119H23V121H25V123H24L22 120H21V121L24 123V125H23V123H22V124L19 123V125H18V122L20 121L18 117H19L20 115H19V114L16 115V114L19 113V112H17V113L15 112V114H13L14 112L11 113L10 110L7 109V108H8V107H7V108H6L7 110L5 109V110L7 111V114L4 116L5 111L3 112V119H4V120L6 119V121H8L7 119H9V118L12 119V120L9 119V120L11 121L12 125H11V123H10V124L8 123L9 125H11V126H9V125L7 124V122H5L6 124H4V125H8V127H10V128L5 127L6 129L4 128V132L6 131V133L3 132V135H4V134H7V130H8V129H10V130H8V131L10 132L11 135H12L11 132H13V134H14V133H18L19 130H20V132H19V134L21 133L20 136H19L20 139H22V138H26V139L28 140V136H27V135H29V133L33 130V131H32V132H33V135L35 136V132H36V133H37V135H36L37 137L35 138V137L32 135V132H31V135L34 137V138H32V136L30 135V138H29V141H31V142L33 143V144H32V148H35V147L37 146L36 144L38 143V139H40L42 136H43L42 139H44V143H47V144H48L49 142H51V141L53 140L52 142L54 143V141H55L56 144H55V147H52V146L54 145L53 143H49V145H47V144L45 145V144L43 143V144L45 145V146H44V147H45V151H44V157H45V158H44V160H43L42 157L40 156V155H41V152L44 150V149H42L43 147L40 148V149H42V150H40L41 152H40V154L38 155L39 157H36V155L38 154V152L36 153V155L33 154V156L35 157L34 159H33V157H31V155H29V156H30V157H29V163H30V164H29L28 169H27L29 172L26 171V173H27V174H26L25 171H24V172L22 171L23 173H22V172H21V173H22L23 175H25V176H22L21 173H20L21 170L18 171V170H15V167H14V166H11V165L9 166V164L13 163V159H14L13 157H11L12 155H10V152H9L10 149H13V148H12V145H10V144H11L10 142H12V141H11V140H12V136H10V134L8 133V134L5 136V137H6V141L4 140L5 137H4V136H1V138H2V137L4 138L3 141H5V142L3 143V141L1 140L2 143H3V145L6 143V147H7V148H8V147H9V148L11 147V148H10V149H9V148L7 149V148L5 147L4 150H6V151L3 150L4 153H5V152L7 153V155H6V153H5L4 155H6V156L10 155V156H8V157H6V158H4V156H2L3 159H2V157H0V159H2V162H3V160L5 161V162H3V164L5 163V167H4V168L2 167V166H4V165H3L2 162L0 161V162H1V163H0V164H1V168H0V169H2L3 171H4V169H5V172H6L5 174H4V172H3V173L0 174V175H2V176H3V175H6V176H7V175L9 174V175H10V176H9L10 178L7 179L8 177H6V176H5V178H6V180H9L10 183H11L12 185H11L10 183H8L9 181H8L7 183L9 184V186L11 185V187H10L11 189H12V188L14 189V185H15V187H16V191H17V187L19 188L20 185L23 186L22 184H25V185H24V186H25V189H24V190H26L25 192H26L29 196H30V194H31V197H29L27 194H26V196L29 197V198H31V199L34 197V195H36V200H37V198H38V196L40 195V193H39L38 195L35 194V193L37 192L38 188L41 189V190H40V189L38 190V191H40L41 194H42V195H40V196L42 197V199H43V196L45 197L44 200H42V201H47L48 205L50 204V207H45V208H43V202L41 201V202H42V209H45V210H43V212L48 211V213H50V214H53V213H54L55 216L51 215V217H53V219L56 217L57 220H56V219H54V221H53V219L47 220V219H45L44 216H43V217L41 216V217L43 218V220L45 219V221H44V223L42 224V218H41V219L39 220V221H40L39 224L41 223L40 225H42V226L45 225L44 227H47V224H48V227L46 228V230L48 231V228H49L50 233H47V236H48V234H49V235H56V237L58 236L57 238L60 237V238L58 239V240H60L59 243H61V242H62V243H63V242L65 243V242L67 241V242L65 243L67 246H66L65 244H64V245H63V244H60V249H62V248H63V249L58 251V254L60 255V257H58V258L55 257V258H56L55 260H56V263H57V260H58L59 258H60L59 260H62V261H59L57 264H61V263L63 264V263H64V261H65V259H66V256H65V259H63V258H64L63 255L68 254V252H66V251H68V250L64 251V249H65L66 247L68 248V246H69V240H72V239H74V240H72V241H75V240H76V238H75V237H72V236H73V235L76 236L77 234H79V232H81V230H84V231L88 230L87 233H89V231H90V233L93 235V236H92L93 238L96 236L95 238H96L98 241H102V236L100 235V233H95L94 230H92V228H91V224H89V220L87 221V218H90V216H89L90 213H88V212H89V211H90V212H95V207L91 206L92 204H91L86 198H84L85 195H84L83 191H82L81 188H80L81 192L83 193V195H82V193H81L80 190L78 189L80 186L78 187L77 184L73 183L74 181H71L72 183H70V179H71L70 177H69V180L66 179V180H68V181H67L68 183H65L66 180H64V179L67 178V177H66V176H67V175H66L67 171H66V173H64L63 171H65L64 168H65L67 162L69 161V160H67L68 157H69V158H71V157L73 158V157H74L75 159H73V161L78 160L79 158H81V154H83V153H82V150H80V149L83 148L84 145H85L86 143H88V142H85V140H86L87 138H88V139H87L88 141L91 140V141L89 142L90 145L93 143V141H92V139H93V138H92L93 135H95V137H96V136L98 137V136L100 135V138H99V139H98L97 137H96V138H97L98 140H100V142H104V141H101L102 137L105 138V137L108 136V138H110V137H111L110 135L113 134L112 137H111V139H109V140H110V141L112 140V142H114V144H118V146H117V145L115 146L117 149H120L121 152H128L129 154H132L133 152H135V151H132V152H131L132 149H130L129 147H127V144H126V142H125V140H126V138H125L126 133H125V130H123V129H124V128H123V127H124V122H123V119H122V118H123V115H122L123 113L120 111L121 108L118 109V107H120V104H119V93L117 92V90H114V91L111 90V89H113V88L115 89L116 86H114V85H117L116 83H114V82H116V81L114 80L115 77H113L114 75H111V74H110L111 71H112V66H113V65H111V63H112L113 61H112V62H111V61H108V58H107V56L105 55V51H102V50H106V48H107L108 46L110 47L112 41H113V42H116V44L118 45V47H117V45H114V46H116V49L119 50V51H118V50H115V52H114L115 55L118 53L117 55L121 56V54H123V52L126 50V51H125V55L123 54V55L121 56V57L126 56V58H125V57H123V58L120 57V58H119V57L116 55V56H115V57L117 58V61H116V62H117V64H119L118 67H119V68L121 67L120 69L123 71V74L125 73V77H124L125 79H124L123 82H126V83L130 84L131 87H132V89H133V90L135 91V93H136L135 95L138 96V94H139V92H140V89H141V88H139V87H142V85H140V83L136 82V80H135V79L133 78V76L131 75V74H132V69H133V67H135L137 70H138V69H141V70H138V72H139L140 74L143 75V74H144L143 71L145 70V69H144L145 67H147V66H151V65H152V68H153V66H155V65L157 64V63H156V62H157V61H156V60H157V57H155L156 55H154V53H153V46H152V45H154V44H152V43H154L153 40L156 41V39H158V40H157L158 42H159V40H160V35H159V34H160V32H159V31H160V25H158V24H159L158 22H159V20H160V17H158V15L160 16L161 12H160L159 14H156V12L158 13V12H159L158 9L160 8V10H161V8L164 7V5H163V4H165L164 2L167 3L168 0H164V1H162V0H156V1H159V2L161 1V2H160V3H161L160 5L158 4L159 2H158V3H155L156 1H154V0H153V1L151 0V2H149V0H144V1H143V0H140ZM146 1H147V2H146ZM189 1H190V0H185V3H186V5H187V6L185 5L186 7H188V5H189L190 7H192V6H191V3H189ZM203 1H204V0H203ZM206 1H207V0H205V2H206ZM211 1H212V0H211ZM77 2H78V3H77ZM144 2H145V3H144ZM162 2H163V3H162ZM172 2H173V0H172ZM172 2H171V0H170L169 3L165 4V6H167V5H169V4L171 5ZM213 2H214V4H217L216 0H213ZM24 3L27 4L28 6H26ZM188 3H189V4H188ZM7 4H8V5H7ZM15 4H17V6H16ZM155 4L159 5L160 7L158 8V6L155 5ZM6 5H7V6H6ZM10 5H11V7H10ZM162 5H163V7H162ZM170 5H169V6H170ZM206 5H209V4L206 3ZM147 6H146V7H147ZM155 6H156L158 9L155 8ZM198 6H199V5H198ZM198 6H197V4H196V6L194 7V4H193V7L190 8V9H193V8H194V9H193V13H194V10H195V11H196V10H198V11L201 10L200 13L203 14V13H206L207 10H209V9H206V10H205V8H204V6H203V9L205 10V11H204L203 9H201V8H202L201 6H200V7H198ZM213 6H214V5H213ZM213 6L211 5L212 8H213ZM5 7H8V8H7L8 11L6 10ZM9 7H10V8H9ZM78 7L75 6V9L78 8ZM140 7L143 8V9H141ZM205 7H207V6H205ZM208 7H209V6H208ZM208 7H207V8H208ZM217 7H218V6L215 5V6H214L215 9L213 8L212 10H213V12H214V14H215L216 16H220L222 13L219 14L220 10H219ZM196 8H197V9H196ZM199 8H200V10H199ZM209 8H210V7H209ZM216 8H217V9H216ZM135 9H136V10H135ZM153 9H157V10H155L154 12H152ZM190 9H189V10H190ZM262 9H263V10H262L263 12H262V11H261V12L259 11V13H264V6L262 7ZM68 10H69V9H68ZM70 10H71V9H70ZM72 10H73V9H72ZM141 10L143 11V13H141ZM183 10L185 11L186 8L183 9ZM189 10H188V8H187L188 15L191 16V14H193V13H192L191 10H190L191 12L189 13ZM216 10H217V11L219 10L218 13L216 12ZM243 10H244V11L241 12V13H243V14H244V13H245V14H249L251 8L247 6V7H246L245 9H243ZM245 10H246V11L248 10L249 12L246 13ZM20 11H21V10H20ZM138 11H139L140 13H139ZM150 11H151V12H150ZM202 11H203V12H202ZM254 11H255V10H252L251 12H254ZM79 12H81V13H79ZM129 12H131V13H129ZM132 12H133V13H132ZM187 12H186V13H187ZM215 12H216L217 14H216ZM7 13H8V14H7ZM69 13H71V14L73 13V15H72V16H68ZM91 13H94V12H91ZM135 13H138V14H136V15H139V16H137V18H135ZM149 13H153V14H151V15H153L152 17H154V20H152L153 22L151 21V15H150ZM181 13H182V14H185L183 11H182ZM259 13H254L251 17L246 18V19L244 20V21H246L247 23L245 24V22H244L245 25L242 23V24H243V25H242V26H243V29H242L241 32H242V33L244 32L243 35H242L241 32H239V31H234V30H231V31L229 30V31L231 32V34L229 35V33H228V32H229V31H228V28H227V27H226V29L224 28V27L226 26V21H225V19H224L223 17H221L222 15L220 16L221 18L216 17L215 15L213 16L214 18H216V19H214V20H216V22H218V21H219L220 23L222 22L221 26L219 25V26H220V30L223 29V30H221L222 38H223V37L225 38V37L227 36L226 34H228V36H227V38H225V40H224V38L222 39L223 42H225L226 39L229 38V36L231 37V39H230V38H229V39H230V40H233L234 42L240 41L242 50H245L246 54H247L248 56L250 55V56L252 57V59L257 60V63L262 62V59L264 58V41H262V39L259 40L258 37L254 36L253 29H252V27H253L252 21L256 22L257 20H259V18H260V17H259V15H260ZM79 14H80V15H79ZM98 14H99V15H98ZM141 14H144V16L142 15V16L144 17V20H143ZM147 14H148V16H147ZM154 14H155V16H154ZM257 14H258V15H257ZM69 15H70V14H69ZM87 15H88V16H87ZM96 15H97V17H96L97 19H96V18L94 19V17H95ZM145 15H146V17H145ZM203 15H204V14H203ZM212 15H213V14H212ZM17 16H19V17H17ZM75 16H77V17H75ZM86 16H87V17H86ZM99 16H100V18H98ZM182 16H183V15H182ZM184 16L187 18V20H186L185 18H184V19H185L186 21H188V18H190V16H188V17H187V15H184ZM192 16H193V15H192ZM253 16H254L255 18H254ZM256 16H257V17H256ZM260 16H261V15H260ZM16 17H17V18H16ZM67 17H68V19L71 18V19H69L70 21L67 20ZM73 17H75L76 20L78 19V22H77L76 20H75V22H74V19H75V18H73ZM81 17H82V18H81ZM83 17H84V18H83ZM131 17L129 16V18H131ZM155 17H157V18H155ZM213 17H212V18H213ZM62 18H63V19H62ZM79 18H80V20H79ZM134 18H135V19H134ZM138 18H139V19H138ZM141 18H142V19H141ZM158 18H159V19H158ZM250 18H251V20L249 21ZM252 18H253V19H252ZM90 19H91V20H90ZM92 19H94V20L92 21ZM133 19H134V20H133ZM136 19H137V20H136ZM149 19H150V23H149ZM152 19H153V18H152ZM155 19H156V20H155ZM199 19H200V18L196 19L197 21H199V22L196 21V22H197L196 24H198V26H197L198 28H197V29H198V30L200 29V30H199L200 32L195 28L196 26H194V23H193V22H191V23H190V21L188 22L189 25H191V26H190L191 28H194L196 31H198L197 35L195 34L196 36L199 35L198 38L196 37L197 40H196V38H195V40H196L197 43L200 42V41H198V40H201V35L204 34V32H205L204 30H206V28H207V27L205 26L204 22H203V24L200 23L202 20L200 21ZM219 19H221V21H220ZM65 20H66V21H65ZM71 20H72V21H71ZM138 20H140V21H138ZM214 20H212V23H211L210 25H212V24H214V23L217 24V25L220 24L219 22L216 23ZM223 20H224V21H223ZM88 21H89V22H88ZM91 21H92V22H91ZM94 21H95V22H94ZM131 21H132V22H131ZM133 21H134V22H133ZM136 21H137V22H136ZM143 21H144V22H143ZM146 21H147V23H145ZM157 21H158V22H157ZM213 21H214V23H213ZM248 21L251 22V23H249ZM93 22H94L95 24H93ZM135 22H136V24H133V23H135ZM140 22H141V24H139ZM151 22H152V23H151ZM155 22H156V23H155ZM194 22H195V21H194ZM223 22H225V23L223 24ZM254 22H253V23H254ZM13 23H14V24H13ZM72 23H73V25H72ZM128 23H129L130 25H129ZM142 23H143V24H142ZM154 23H155V24H154ZM199 23H200V24H199ZM248 23H249V26H250V27L247 28L248 30H246V27H248ZM57 24H59L60 26L57 25ZM89 24H90V25H89ZM97 24H98L99 27H98V26H95V25H97ZM127 24L129 25V27L132 25V28L130 27L131 30H136V29H135V28H136V25H138V26L141 25V26H139V27L137 26V28L140 30V32L136 30L137 32L135 33V31H134V33H133L132 31L129 30L130 28L128 29ZM146 24H148V27H147ZM149 24H151V26H153V24H154V26L157 27V28L154 27L156 30H155V29H152V27H149V26H150ZM250 24H251V25H250ZM5 25H7V24H5ZM12 25H13V26H12ZM64 25H65V26H64ZM76 25H77V26H76ZM78 25H79V26H78ZM199 25H200V26H199ZM201 25H202V26H205V29H204ZM16 26H17V25H16ZM58 26H59V27H58ZM63 26H64V27L67 26L66 29L63 28ZM69 26H70V27H69ZM84 26H86V28L88 27V29H86ZM89 26H90V30H89ZM94 26H95V27H94ZM133 26H134V28H133ZM192 26H194V27H192ZM213 26H215V25H213ZM222 26H224V27H222ZM245 26H246V27H245ZM5 27H8V25L5 26ZM12 27H13V28H12ZM55 27H56V28H55ZM72 27H73V28H72ZM91 27H94V28H91ZM146 27H147V29H146ZM158 27H159V28H158ZM199 27H200V28H199ZM209 27L212 28V26H209ZM209 27H208V28H209ZM221 27H222V28H221ZM10 28H11L12 30H10ZM14 28H15L16 30H13ZM21 28H22V29H21ZM95 28H97L98 30L95 29ZM142 28H143V30H142ZM149 28H150V29H149ZM208 28H207V29H208ZM211 28H210V29H211ZM244 28H245V29H244ZM17 29H18V30H17ZM91 29H92V30L95 29V30H97V31L94 30L95 32H93V31L90 32ZM148 29H149V30H152V31H149ZM157 29H158V30H157ZM194 29H193V30H194ZM201 29H202V30H201ZM249 29H251V30H249ZM19 30H20L22 33H21ZM145 30H147V31H146L147 33L145 32ZM226 30H227V31H226ZM11 31H13L14 33H11ZM36 31H34V32H36ZM38 31H39V33H38ZM78 31H79V32H78ZM81 31H82L83 33H82ZM84 31H85V33H84ZM126 31H127V33H126ZM153 31H154V33H155V31H157V34L155 33V35H154L155 38H153V34H154ZM196 31H195L194 33H196ZM202 31H203V32H202ZM208 31H209V29H208ZM208 31H206L207 34H209ZM225 31L227 32L226 34H224ZM44 32H45V34H46L47 36L44 35ZM89 32H90V33H89ZM128 32H129L131 35H134V36H133V37H130L131 35H130ZM141 32H142V33H141ZM249 32H250V33H249ZM16 33H17V34L20 33V34L17 35ZM88 33H89V34H88ZM91 33H92V34H91ZM120 33H121V34H120ZM125 33H126V34H125ZM132 33H133V34H132ZM140 33L142 34V36H143L144 38L141 36ZM145 33L147 34V36H145ZM150 33H151V34H150ZM199 33H200V34H199ZM236 33H237V34H236ZM15 34H16L17 36H16ZM23 34H24L25 36H24ZM38 34H39L40 36H39ZM67 34H68V35H67ZM69 34H71V37H70ZM81 34L84 35V36L82 37ZM136 34H138L137 37H136ZM232 34H233V37L231 36ZM234 34H235V35H234ZM238 34H239L240 36H239ZM13 35H14V36H13ZM19 35H20L21 37H20ZM35 35H36V36L38 35V36L35 38ZM55 35H56V36H55ZM62 35H63V36H62ZM79 35H80L81 37H80ZM85 35H86V36H85ZM96 35H95V36H96ZM148 35H149V36H148ZM156 35L159 36V37L157 38ZM237 35H238V36H237ZM9 36H11V35H9ZM78 36H79V37H78ZM128 36H129V37H128ZM138 36H139V37H138ZM16 37H17V38L20 37V38L16 39ZM46 37H47V39H46ZM53 37H54V40H55V41L53 40ZM61 37H62V38L64 37V38L62 39ZM85 37H86V39H85ZM90 37H91V38H90ZM122 37L124 38V41L126 42V44H125V42H123ZM151 37H152V38H151ZM194 37H195V36H194ZM14 38L16 39V41H15ZM49 38H50V40H49ZM51 38H52V40H51ZM57 38H58V39H57ZM79 38L81 39V41H79V40H80ZM92 38H94V39L96 38V39H95V42H98L97 44H98V46H100V47H99L100 49L97 48V47H98L97 45H94V44H93V42H94L93 40H94V39L91 40ZM97 38H98V41H96ZM117 38H118V39L121 38V40H122V42H123L124 45L122 44L121 40H120V41H117ZM129 38L131 39V41H130ZM132 38H133V39H136V41L134 40L135 42L140 43V44H138L139 46H138V45H136V46L134 45V41H133ZM141 38H142V39H141ZM145 38H148V39H146L147 42L144 40V43H145L146 47H145V45L142 43L143 39H145ZM234 38H235V39H234ZM254 38H255V39H254ZM256 38H257V39H256ZM11 39H14V40L11 41ZM19 39H20V40H19ZM126 39H127V40H126ZM139 39H140V40H139ZM47 40H49V41H47ZM82 40H83V41L86 40V43H87V44L90 42L91 45L93 44L94 47L97 48L98 50H97V49H94L93 46L91 47V48H92V49H91V48H90V46H91L90 43H89L90 46H86L85 41L83 42ZM90 40H91L92 42H91ZM100 40H101V39H100ZM115 40H116V41H115ZM148 40H149V41H148ZM241 40H242V41H241ZM244 40H245V42H244ZM13 41H15L17 44H16L15 42H13ZM51 41H53V42H51ZM101 41H102V40H101ZM107 41H109V42H107ZM127 41H130V42H127ZM151 41H152V42H151ZM157 41H156L155 43H157ZM37 42H38V43H37ZM49 42H50V44H49ZM74 42H75V43H74ZM80 42H81V43H80ZM117 42H119V43H117ZM243 42H244V44H243ZM258 42L261 43V44L263 43V44L259 46V43H258ZM9 43H8V44H9ZM14 43H15V44H14ZM47 43H48L49 45H48ZM64 43H65V44H64ZM78 43H79L80 45H79ZM100 43H101V42H100ZM105 43L108 44V45H106ZM128 43L130 44V46H129ZM137 43H135V44H137ZM141 43H142V44H141ZM52 44H53V47H50V46H52ZM95 44H96V43H95ZM199 44H200V45H199L200 47H201L202 45H203L202 47H204V44H202V42L199 43ZM232 44H233V43H232ZM15 45H17V46L15 47ZM44 45L46 46V48H45ZM47 45L49 46L48 48H47ZM74 45H75V46H74ZM77 45H78V46H77ZM82 45H84V47H82ZM104 45H106V46H104ZM119 45H120V46H119ZM132 45L134 46V48L136 47V48H135L136 50H134V48L132 47ZM142 45H144V47H142ZM149 45H150V46H149ZM245 45H246V46H245ZM11 46H12V47H11ZM13 46H14V47H13ZM23 46H24V45H23ZM41 46H43V48H44L46 51L43 50V48H42ZM80 46H81V48H80ZM102 46H103V47H102ZM114 46H112V47H114ZM151 46H152V48H151ZM206 46H207V45H206ZM206 46H205V47H206ZM261 46H262V47H261ZM9 47H10V50H9ZM25 47H26V45H25ZM86 47L89 48V49L87 48L89 51L92 50V52H88V50L85 49ZM101 47L104 48V49H102ZM119 47H120L121 50H122V49H125V50H124V51H123V50L121 51V50L119 49ZM129 47H130V49H132V48H133V49L130 50V49H128ZM138 47H140V51L138 50V49H139ZM141 47H142V48H141ZM149 47H150V48H149ZM202 47L200 48L201 51H200L199 58H201L200 60H202V61H206L204 64H202V66H203V65L205 66V64H209V65L212 64V68H210V70L207 69L208 67H206V66H205V68H204V67L202 68V69H205V70L207 69V70H209L210 72H209V71H205V72H204V70H202V71L204 72V74H205V73H206V74L204 75L202 71H201L202 73H199V74H198L199 77L201 76V77H200V81H201V82L199 83V87H200L201 90H203V88L205 89L204 86H205V84H206V82H207V81H206L207 79L204 80V79L202 78V76H204L205 78H207L206 75H210V78H209L208 81H211L212 83H214V85H215V89L217 90V88H218V87H216V86H217V84H216V83H217V79H216L217 76H216L215 69L217 68L216 63H217V61H218V58H217V55H215V53L218 51L219 48H217V51H216V46H214V45H213V46L211 45V47H215V48H211L210 45H208V46L206 47L207 50H205V49H206L205 47H204V48H202ZM209 47L211 48V52H212V53L209 51ZM14 48H15L16 51H13ZM19 48H21V47H19ZM59 48H60L61 50H59ZM114 48H115V47H114ZM114 48H112V49L114 50ZM252 48H253V50H252ZM11 49H13L12 52H11ZM39 49H40V50H39ZM47 49H48V50H47ZM68 49H69V50H68ZM90 49H91V50H90ZM107 49H108V48H107ZM127 49H128V50H127ZM148 49H149V50H148ZM212 49H215V50H212ZM2 50H3V49H2ZM20 50H21V51H20ZM26 50H27V49H26ZM41 50L45 51V54H44L43 51H41ZM55 50H56V51H55ZM83 50H84V51H83ZM99 50H100V51H99ZM133 50H134L136 53H137V52H140V53H141V55H139V57H140L141 59L138 58V54H140V53H137V54H136ZM145 50H146V51H145ZM151 50H152V51H151ZM219 50H220V49H219ZM17 51H20V52H19L20 54H18ZM48 51H51V52H50V55H49ZM53 51H55L56 53H54ZM57 51H59V52L61 51V52H60V53H57ZM94 51H95L96 53H95ZM97 51H99V53H98ZM101 51H102V53H100ZM117 51H118V52H117ZM131 51H132V55L135 53L134 56H131V54L128 55ZM143 51H145L146 54H145V52H143ZM149 51L151 52V54H150ZM8 52L11 53V54L8 55V54H9ZM14 52H15V53H14ZM16 52H17V53H16ZM41 52H42V53H41ZM63 52H64L65 54H63ZM73 52H74V55L72 54ZM79 52H80V53H79ZM82 52H84V53H82ZM93 52H94L95 54H94ZM103 52H104V53H103ZM119 52H120V53H119ZM61 53H62V54H61ZM69 53L72 54V56L69 55ZM75 53H77V55H76ZM87 53H88V54H87ZM97 53H98L99 55H98ZM147 53H148L149 55H147ZM213 53H214V55H213V57H212V54H213ZM256 53H257L258 55H257ZM15 54H16V55H15ZM17 54H18V56H17ZM53 54H55V56L58 57V58L53 57V56H54ZM57 54H58V55H57ZM59 54H60V55H59ZM79 54H80V55H79ZM81 54H82L83 57H81ZM92 54H93V55H92ZM100 54H101V56H100ZM142 54H143V55H142ZM144 54H145V57L147 56V57L150 58V59L145 58V60H146V61H145V60H144V57H143ZM152 54H153V55H152ZM253 54H254L255 56H254ZM6 55L9 56L10 59L7 58ZM12 55H13V56H12ZM20 55H21V56H20ZM44 55H45V56H44ZM65 55H66V56H65ZM67 55H68V57H71V58H70V59H69V58H68V59L65 58V57H67ZM88 55H89V59H88V57H86V56H88ZM94 55L97 56V57H95ZM151 55H152L153 57H152ZM208 55H211V56H208ZM14 56H16V57H14ZM19 56H20V57H19ZM22 56H24V57H22ZM76 56H77V58H76ZM78 56H79V57H78ZM84 56H85V58H84ZM93 56H94V57H93ZM99 56H100V57H99ZM104 56H106V57L104 58ZM150 56H151V57H150ZM2 57H3V58H2ZM11 57L18 58L17 60H18L20 63H19L18 61L16 62V59L14 60V58H12V62L15 63V64L11 63V62H10V61H11ZM29 57H30V59H31V56H29ZM43 57H44L45 59H44ZM48 57H49V59L46 60V58H48ZM63 57H64L65 59H64ZM74 57H75V59H73ZM101 57L104 58V61H103L102 59H100L101 61L98 60V59L101 58ZM154 57H155V59H154ZM253 57H254V58H253ZM19 58H21V59H19ZM37 58H38V59H37ZM62 58H63L65 61H64ZM83 58H84V59H87V60L84 61ZM133 58H134V59H133ZM135 58H136V59H135ZM204 58H205V59H204ZM214 58H215V59H214ZM8 59H9L10 61H9ZM43 59L45 60V62H44ZM52 59H53V61L51 62ZM66 59H67V60H66ZM79 59H80V61H78ZM81 59H82V60H81ZM96 59H97V60H96ZM105 59H106V60H105ZM128 59H129V60H128ZM152 59H153V61L155 60V63H156L155 65H154V63L151 64ZM213 59H214V60L217 59V60H216L215 62H213V61H212ZM6 60H7V62H6ZM13 60H14V61H13ZM33 60H34V61H33ZM37 60H39V61L37 62ZM69 60H70V61H74V60H76V61H75V63L72 62L73 64H72V63L70 64V61H69ZM91 60H92V61H91ZM95 60H96V61H99V62H96ZM121 60L124 61V62H123V63H124V67L122 66L123 63H121V62H122ZM140 60H141V63L139 62ZM142 60H143V61H142ZM149 60H150V64H151V65H150L149 62H148ZM41 61H43V62H41ZM56 61H57V62H56ZM63 61H64V63H63ZM66 61H67V63H68V61H69L70 66L72 65L71 67H69V69H70V68H71V69L74 68L75 70L77 69L76 71L70 69V74L72 75V76H71V75L69 76L70 78L75 77L74 79L76 80V77H77L76 74H79L78 72H80L81 74L78 75L77 82H75L74 79H72V80H74L75 83H73L72 80H71V81H70V80L68 81V85H67V86H68V87H71L70 84H72V85L74 86V89H72V90H74V91H72V90L69 91V88L66 86V88H65L66 90L61 91V93H60V98H61V97H65L64 99L67 100L68 103H71L70 105H71V107H72L71 109H69L71 112L68 111V115H69V113H71V114L69 115V117H68V115H67V116H66V115H63V116L65 117V119L63 118L65 121L62 122V121H61L62 118H61V119L58 118V114H57V116H55V118L57 117V118H56L57 120L55 119V120H56V121H55V120L53 119L54 116H53V114L51 113L52 110H50V108H47V107H46V105H45V103H44V100L46 99V97L49 98V96H50V97H51V96H54V95H52V94H53V92H55L53 89L55 88V90H56V86H55V84L58 82V80H59V82H60L62 79H64L63 77L66 76V75L62 76V75H63V71H64L63 69L65 68V62H66ZM93 61L96 62V64L93 63ZM130 61H132V62H130ZM137 61H138V62H137ZM209 61H210V62H209ZM22 62H23V61H22ZM76 62H78V63H76ZM86 62H87V63H86ZM105 62H107V63L105 64ZM134 62H137V63H135V64L133 65ZM147 62H148V65L146 64ZM212 62H213V63H212ZM10 63L13 64V65H11ZM36 63H37V64H36ZM52 63H53L54 65H53ZM56 63H57V64H56ZM67 63H66V64H67ZM99 63H100V67H101V66H103V67H101V68H100V67H97V66H99ZM108 63H109V64H108ZM142 63L144 64V66H145V65H146V66H145V67L142 66V65H143ZM16 64H17V67L19 66L18 68L16 67ZM58 64H61V65L64 64V66H63L64 68L61 67V66H59ZM74 64H75V65H74ZM76 64H78V65H76ZM89 64H90V65H89ZM97 64H98V65H97ZM101 64H102V65H101ZM136 64H137V66H136ZM141 64H142V65H141ZM213 64H214V65H213ZM1 65H0V66H1ZM9 65H10V67H9ZM38 65H40V67H39ZM56 65H57V67H56ZM105 65H106V67H105ZM108 65H110V67H111L110 69H109V66H108ZM130 65H131V66H130ZM138 65H139V66H138ZM11 66H13V67H11ZM54 66H55L56 68H55ZM94 66H95V67H94ZM129 66H130V67H129ZM202 66H201V67H202ZM8 67H9V68H8ZM50 67L53 68V69H55L56 71H59V72H57L58 74L55 73L56 71H53V70L47 72V69H49ZM60 67L62 68V71H61V68H60ZM83 67H84V68H83ZM127 67H128V68H127ZM140 67H142V68H140ZM143 67H144V68H143ZM213 67H214L215 69H214ZM13 68H14V69H13ZM97 68H98V69L100 68L99 71H97ZM104 68H108V69L105 71ZM124 68H126V69H124ZM15 69H16V70H15ZM19 69H20L22 72H21ZM57 69H58V70H57ZM78 69H79V70H78ZM86 69H87L88 71H90V72L86 71ZM211 69H212V70H211ZM213 69H214V71H213ZM9 70H10V72H8ZM13 70H15V71H14L15 73L13 72ZM44 70H45L46 72H45ZM100 70H101V71H100ZM102 70H104V72H103ZM108 70H109V71H108ZM110 70H111V71H110ZM130 70H131V71H130ZM227 70H228V72H227L226 74H229V77H231V75H232V77H234V79H235L234 70H233V68L231 67L230 64L228 65ZM227 70H226V71H227ZM17 71H19V73H18ZM71 71H72V72H71ZM95 71H97V74H96V73H93V72H95ZM107 71H108V73H107ZM124 71H125V72H124ZM4 72H5V73H4ZM6 72H7V73H6ZM12 72H13V73H12ZM50 72H51V73H50ZM52 72H53V73H52ZM73 72H76V74H73ZM87 72H88V74H87ZM98 72L102 73V74H101L102 76L100 75V77H99V74H100V73H98ZM129 72H130V73H129ZM211 72H212V73H211ZM214 72H215V73H214ZM2 73L5 74V75H3ZM54 73H55V75H54ZM106 73L108 74V76H107ZM213 73L215 74V76H214ZM14 74H15V75H14ZM45 74H46V75H45ZM86 74H87V76L84 77V75H86ZM89 74H90V75H93V76L96 74V76H98V77H97V80H96V78H95L96 76H94V77H93V76H89ZM112 74H113V71H112ZM200 74H202V75H200ZM6 75H7V76H6ZM12 75L17 76L16 78H18L19 75H20L21 77L19 76L20 78H18V79H17L18 81L16 82V80H15L16 78H14V76H12ZM42 75H43V77H42ZM73 75H76V76H73ZM80 75H81V76H80ZM126 75H127V76H126ZM233 75H234V76H233ZM5 76H6V77H5ZM79 76H80V78H79ZM103 76H104V77L106 76L105 80H104V77H103ZM131 76H132V77H131ZM227 76H228V75H227ZM12 77H13V78H12ZM87 77H88V78H87ZM90 77H91V78H90ZM110 77H112V79H111ZM130 77H131V79L128 80V78H130ZM232 77L229 78V79H228V77H227L228 80L231 79V81L229 82V83H231V84H233V82H234V79H232ZM3 78H4V79H3ZM39 78H38V79H39ZM58 78H59V79H58ZM85 78H86V79H85ZM98 78H99V79H98ZM102 78H103V79H102ZM201 78H202V80L205 81V83H204V82L202 83ZM214 78H215L216 80H215ZM9 79H10V80H9ZM19 79H20V80L22 79L21 81H24V80H25V81H24V84H22L23 82L19 81ZM23 79H24V80H23ZM36 79H37V78H36ZM36 79H35V82H36ZM38 79H37V80H38ZM79 79H81V81H80ZM82 79H83L84 81H83ZM88 79H89V81H88ZM100 79H101V80H100ZM107 79H109V80H107ZM210 79H211V80H210ZM78 80H79V81H78ZM103 80H104V84H103ZM214 80H215L216 83L213 82ZM242 80H243V79H242ZM101 81H102V82H101ZM109 81H110V82H109ZM111 81H113V84L111 83ZM11 82H13V83H11ZM18 82H19V85H20V86H23V87L26 86V88H27L26 90H28V89L32 90V88H30V86L36 87V88H34V89H36V91H35V90H34V91H35V94L37 93V94H36L37 96L33 93V90H32V93H31L32 96H31V94H30L31 91L28 90V92H29V93H28V92L25 90V87H24V90H25L26 92L22 91V92L24 93V94H23V93L21 92V90H23V89H21V88H23V87L19 88L20 86L18 85ZM20 82H21V84H20ZM35 82H34V83H35ZM37 82L35 83L36 85L38 84ZM78 82H79V83H78ZM82 82H84L85 84L82 83ZM92 82L95 83V84L93 85ZM105 82L110 83V84H108V85H110V86H105V84H107V83H105ZM240 82H242V81H240ZM4 83H6V84H4ZM15 83H16V84H15ZM77 83H78V84H77ZM86 83H87V84H86ZM136 83H138V84H136ZM201 83L204 84V85L202 86ZM76 84H77L80 88L77 86V87H78V89H77V87H75ZM81 84H82V85H81ZM132 84H133V85H132ZM13 85H14V89H13ZM16 85H17V87H16ZM40 85H42V87H44V88H40ZM43 85H45V86H43ZM69 85H70V86H69ZM96 85H97V87H96ZM135 85H136V86H135ZM9 86H12V88L10 89ZM18 86H19V87H18ZM73 86H72V87H73ZM84 86H85V87H84ZM103 86H105V87H103ZM111 86H113V88H111ZM8 87H9V88H8ZM46 87H47V88H46ZM49 87H50V88H49ZM82 87H84V90H82V89H83ZM100 87H101V88H100ZM134 87H135V88H134ZM137 87H138V88H137ZM201 87H202V88H201ZM231 87H232V86H231ZM16 88H17V89H16ZM37 88H39L38 91H37ZM52 88H53V89H52ZM67 88H68V89H67ZM75 88H76V89H75ZM85 88H86V89L88 88V89L85 90ZM92 88H93V89H92ZM7 89H9V90H7ZM19 89H20V91L18 92ZM40 89H41V90H40ZM44 89L46 90L47 93H50V92H51V93H50L49 95H45V94H47V93L45 92ZM47 89H48V90H47ZM49 89H51V91H50ZM70 89H71V88H70ZM79 89H80V91H78ZM101 89H102V90H101ZM103 89H105V90L108 89V90L105 91V90H103ZM109 89H110V90H109ZM138 89H139V91H138ZM230 89L232 90V88H230ZM14 90H15V91H14ZM42 90H43L44 92H41ZM151 90H152V89H151ZM13 91H14L16 94L18 93V94H17V97H18V95H20V94H22V96L20 95V96L18 97V99H17L16 94H15ZM52 91H53V92H52ZM66 91H67V92H66ZM68 91H69L70 93H71V91H72V94H73V95L76 94V96L74 97V96H73L72 94H70V93H69V95H67V94H68ZM85 91H86L87 93H86ZM97 91H98V92L101 91V93H98ZM104 91H105V93H104ZM111 91H113V95L116 94V93H117V94H116L115 96H111V95H112V92H111ZM115 91H116V92H115ZM218 91H219V89L217 90V92H218ZM39 92H40L42 95H40ZM63 92H66L65 95H64ZM74 92H75V93H74ZM79 92H84L86 95H87L88 92H89V94H88L87 96H86L85 94H84V95L86 96L87 99H89V100L91 99V100H90V104H91V103H95V108H96V109L94 110V113H95V116L98 117V118H97L98 120H97V119H96V120L98 121V123H100V125L102 124V125H101L102 128H103L102 130L105 129L104 131H101V132H100V127H101V126L98 125V127H96L97 122H95V123H96L95 125L92 124V125L88 126V129H90V130H88V131H90V132L88 133V131L86 130V128H85V130H86L87 133L90 134L92 137L89 136L87 133H85L86 131L84 130L83 127H80L81 124H82V126H84V125H83V123H80L79 120L76 119L75 122H74L73 124H71L72 122H70V120H71L70 117L72 116V114H75L76 112H79L80 109H81L80 111H82V108H83L82 105H81V100L79 99V98H80V97H79V96H80ZM93 92H94V93H93ZM95 92H96V93H95ZM3 93H1V94L3 95ZM12 93H14V94H12ZM25 93L27 94V97H26V94H25ZM55 93H56V92H55ZM62 93H63L64 96L62 95ZM90 93H91V94H96L97 96H96V95H93V98H96V99L93 100L92 95H91ZM106 93H107V94H106ZM38 94H39V96H38ZM102 94L105 95V99H106L105 102L108 104L107 109L110 107L111 109L109 108V110L112 111L111 113H110L109 110L106 109V107H104V106L102 105V102H101V100H102L101 98H103V97H102ZM245 94H246V93H245ZM6 95H3V96L6 97ZM107 95H110V96H107ZM3 96H2V100H3V101H6V100H4L5 97H4V99H3ZM42 96H43L44 98H43ZM45 96H46V97H45ZM100 96H101V97H100ZM150 96H151V95H150ZM246 96H248V94H247ZM24 97H23V98H24ZM35 97H36V98H35ZM77 97H78V99H77ZM109 97H110V98H109ZM0 98H1V97H0ZM9 98H8V99H9ZM23 98H22V99H23ZM39 98H40V99H39ZM66 98H67V99H66ZM70 98H71V99H70ZM73 98H75V99H73ZM108 98H109V100H108ZM111 98H112V99H111ZM113 98H115L116 101H114L115 99H113ZM246 98H247L248 102H251V101H252L251 98H249V96L246 97ZM6 99H7V98H6ZM8 99H7V100H8ZM38 99H39V100H38ZM51 99H53V97L49 98V100L46 99L45 101H47V102L49 101L48 104H50V102H51L50 100H51ZM69 99H70L71 102L68 101ZM99 99H100V100H99ZM105 99L103 98V100H105ZM131 99H132V98H131ZM133 99H134V100H133V101H134V105L136 106L137 104H136L135 97H133ZM149 99H150V100H149ZM149 99H148V105H147V109H148V111H150V113L147 111V113L149 114V117H148V121H147V122H148L149 124L146 125V123H145V127L143 128V131H146V132H145L146 135L144 136L145 139H144V143H143V144L146 146V148H145L146 150H147V148H149V149L147 150V152H148V151H149V153H152V152H153L152 154H154V153L156 152V154H154V157H155V158H154L152 155H151V156H152L154 159H156V161H157L156 163L159 162L157 165L160 166V172L162 171V172H161V177H162V179H163V177H164L165 180L163 179L162 182H164V183H161V186H160V184H159V179H157V181H156V178H155L156 176H155V175L152 176V177H154L155 179H154V178H150V177H151L150 175H153L152 172L149 173V170H147V168H144V166L141 167V165H142L141 163L138 164V166H139V168L137 167L138 170H137V169H134V170L132 171V172H135V176L137 175L138 171H140V173H138V175H137L136 177H137V178L139 177V178H138V181H139V184L142 186V190L144 191L143 194H144V195H147V194H148V195H147V198H149V201H152L151 203H154L153 205H151V207L153 206L155 209H153V208H151V207L149 208V206L145 205L146 203H143V202H142V199H140V198L142 197V196H140L141 194H139V196H138V195L135 193V191H133V189H130V190L127 189V192H128L129 194H131V195L134 196V197H137V198H135V199H136V201H137L138 207H139V209H140L141 211H143L144 215H146V218H162V217H163V218H169L168 215L166 214V205H165V199H164V198H166V197H169V198H170V197L172 196L171 199H170V200H172L171 202H173L174 204H176L177 207H178L180 210L183 208V207H181V206H183V205H182V203H180V202H181V199L184 200V199H183V198H184V192H183V194H182V192H181V190H184V189H181V188H178V187L181 186V185H179V184H182V186H183L184 183H181L182 181H181V182H178V181H175V182H174L173 180H176V179H172V178L174 177V174H175V175H176V174L179 175L180 170H179V172L177 173V170H175V169H181V167L179 168V166H180L179 164H180V163H181V166L183 165V166H182V169H181V172L183 171V174L185 173V175H183V174H181V173H180V174L183 175V178L186 177L187 181H190V182L193 183V185H192V183L189 182V183L192 185V187L194 186V187L192 188V190L195 192V194L193 193L194 197L197 196L196 193H198V192H199V194H200V192H201L200 195L205 194V192H206V191H205L206 187H207L208 185H209V186H210V185H213L212 182L210 183V181L213 179L212 181H213V182L215 181L214 183H216V184H214L213 186L216 185V187H214V188L212 189L213 186H211L210 188H209V186H208V188L210 189L211 192H213V190H214L215 188H216V190H217V188H218V192L221 193V194L218 195V192H217V191H214V192H216V195H214V196H215V198L218 197L217 200H218L219 203H221L222 205H223V204H226V203H228V202H231L232 198H231V197H229V198L227 197V195L229 196L231 193H233V195H234V194L236 195V196L234 195L235 197H233V195H232V197H233L232 202H233V203L236 201L235 199L237 198V200L239 199L238 202H240V201L242 202V201H243L244 203H247V202H250L251 200H253V201H254V205L256 204L255 206H253V204H252L253 208H254V207L256 208V209L254 208V209H255V210H254L253 208H251V207H252V206H251V203H253V201H251L250 204L248 203L247 205L244 204V203H243V205H242L241 202H240L241 205H239L238 202H236V203L238 204V208L240 209V210H238L237 207H235L236 209H235V208L232 209V212H234V214L236 213V217H240V215H241V217H242V214H244L243 217L247 218L246 220H247L248 222H250V221L253 222V219L251 218V216H250V215H246V214H249V213H246V211H243V209H244L245 207H246L245 210H248V209H249V211H252V209H253L254 212L252 211V212H253L252 216H253V215L255 216V214L257 215V214H259L260 212H264V210H262V211L260 210V209H264V208H263V207H264L263 204H262V203H258V202H260V200H259L256 196H254V197L257 198V203H256V201L254 200L255 198L252 197V196H250V195H251V192H248L249 190H250V191H251V190H254V189H252V188H255V189H256V186L252 187V186H248L247 184H249V185H253L252 183H255V184H256V183H259V181H258V180H259L258 175H256V176H255V175H252V178L250 177V179L247 180V179H245V177H244L245 173H244V175H243L242 172H240V171H242V169H240V171H239V169H238L237 172H240V173H238V174L240 175L241 178L238 177V178H240V179H238V181H237V178H236V177L239 176V175H237V176L235 175L237 172H236V173H231L232 175H233V174L235 175L234 177H232V175L230 174V175H231V178H232V179H231V178H229L230 175H228V174L225 172V171H226V170H225V171H224V174L226 173V174L229 176V177L226 176V177L228 178V179H227V178L225 177V175L222 173V171H223L222 169H223V168L221 169L222 171L219 169V165H220V163L218 164V167L216 166L217 164L215 165V163H216V158H217V157H220V158H217V159H218V162H219V159H220V162L223 160V159H222V157H223V152H222L221 155H219V156L216 155V152H220L219 149H217V148H216V149H213V150H216L215 153H214V151H213V154H215L216 156L213 155V154L211 153V154H212V155L210 154L211 157L208 155V156L210 157V159H209V157H207V159H205V160H207V162H210V164H212V165H214V166L217 167V168L215 167L216 170L214 169V167H213L212 165H210L209 168H210V171H211V172H213V169L215 170L214 172H216L215 174H216L217 176H216V175L214 174V172H213V174H214L213 177L216 179L217 177L220 176L219 178H220V179L222 178L221 180H219V179H218V180H214V178L211 179V177H212V176H211L212 173L209 171V168H207V169H208L207 176H209V177L211 176V177H210V181H209V179H208L209 177L207 178V176L204 175V172H203V171L205 170L204 168L207 167V166H209L208 163H207L208 165L206 164V161H203L204 164L202 163V167H201V169H203V170H202V174H203L202 176H203V177L201 178V180H200V178H196V176H195L194 173L190 174L191 176L188 175L187 173H191V172H193V171L190 172V170H188V172H187L186 169H185V170L183 169V168H184V165H186V164H185L186 161H188V159H187L188 157H187V156H189V155H187V154H186L187 156L185 155L186 150H185L184 147L181 146L182 143H179L180 147H179V145H178L177 143H175L176 147L173 146L172 148H173L174 151L177 150V149H181V150L184 149L185 152H182V151L180 150V152H182V153H184V154H181L180 152H177L178 154L175 152V153H176V154H174L175 156H173V154H172V156H171V154H170L171 157H169V158H172V157H173V158H172L171 160H169V162H168V159L165 158L167 154H166V151L164 150V148L166 149L167 147H169V144H167V145H168L167 147L164 146V148H163V147L161 148V146H160V145H161V141H163L162 138H164V137H161V135H158V134H162V132H159V131H162V130H161V129H158V128H161V126H164V125L166 124V121H164V120H166V118H164L163 121L161 120V121L164 122V123H162L160 120H158L159 123L157 124V127H155V126L153 125V117H152L153 112H151V111H152V110H151L152 107H151V105H150V104H151V103H150L151 98H149ZM263 99H264V96H263ZM10 100H8V101H10ZM30 100L32 101V103H33L34 101H36L35 103H37V104H35V103L32 104ZM33 100H34V101H33ZM41 100L43 101L44 106L42 105V101H41ZM73 100H74L75 102H74ZM97 100H98V101H97ZM117 100H118V101H117ZM249 100H250V101H249ZM40 101H41V102H40ZM76 101H77V102H78V101L80 102L79 106H78V103H79V102L77 103ZM108 101H109V102H108ZM113 101H114V102H113ZM52 102H53V101H52ZM52 102H51V104H52ZM73 102H74V103H73ZM38 103H39V106H40V107H38ZM40 103H41V104H40ZM53 103H54V102H53ZM100 103H101V104H100ZM75 104H76L78 107L81 106L80 109L78 108L79 110L77 109V106H75ZM33 105H34V106L36 105V107H38V108L41 109V110H42L43 107H46V108H43L42 111L44 112V114H45V116H46L45 119H46V123H47V124L45 123V125H44L43 121H45V120L42 121V115H44L43 112H42L41 110L39 111V109L34 108ZM72 105H74L75 107L72 106ZM256 105H257V108L259 107L258 109H259V113H260L261 117L264 116V107L262 108V107H260V105H258V104H256ZM90 106H94V104H93V105H90ZM102 106H103L104 108H102ZM114 106H117V107H116L115 115L112 114V113H113V109L115 108ZM261 106H262V105H261ZM263 106H264V103H263ZM210 107H211V106H210ZM33 108L36 109L37 111H35ZM73 108H74V109H73ZM75 108H76V110H75ZM208 108H209V107H208ZM213 108H216V107H212V108H209V109H208V114H210L209 112H212L213 110H214V111L216 110V109H213ZM255 108H256V106H255ZM257 108H256V109H257ZM18 109H19V110H18ZM26 109H27V110H26ZM47 109H49L51 112H50V111H47L48 113H45V112H46L45 110H47ZM99 109L102 110V111H99ZM104 109H105V110H104ZM210 109H211V110H210ZM72 110H75V111H73V113H72ZM117 110H119V111L117 112ZM209 110H210V111H209ZM23 111H24V112H23ZM30 111H31V112H30ZM108 111H109V113H110L111 115L107 117V115H109V114H107ZM214 111H213V113H211L212 115H215V114L217 113V110L215 111V113H214ZM260 111H261V112H260ZM25 112H27V113H25ZM29 112H30V113H29ZM49 112H50V113H49ZM97 112H98V113H97ZM103 112H104V115H103ZM120 112H121V113H120ZM9 113H11V114H9ZM24 113H25V114H24ZM96 113H97V114H96ZM117 113H119L120 115L117 114ZM151 113H152V114H151ZM195 113H198V112H196V109H195ZM23 114H24V115H23ZM46 114H48V118H49V115H50V117L53 116V117H52L53 120H52V121H51V120H48ZM60 114H64V113H60ZM60 114H59V115H60ZM100 114H102L104 117H103L102 115H100ZM211 114H210V115H211ZM8 115H9L10 117H9ZM13 115H15V117H16V119H14V120H13V117H14ZM34 115H35V117H34ZM7 116H8L9 118H7ZM12 116H13V117H12ZM61 116H62V115H61ZM61 116H60V117H61ZM111 116H115V117H117V119H119V120H118L119 123L117 122V120H116L115 117H112V119H110ZM159 116H160V117H159ZM159 116H158V119H161V117L164 116V115L162 114V115H159ZM15 117H14V118H15ZM21 117H20V119H22ZM36 117H37V119H36ZM38 117H39V118H38ZM43 117H44V116H43ZM66 117H67V119H66ZM109 117H110V118H109ZM151 117H152V118H151ZM164 117H165V116H164ZM17 118H18V120H17ZM29 118H30V119H29ZM34 118L36 119V121H35ZM107 118H108V119H107ZM150 118H151L152 120H150ZM162 118H163V117H162ZM263 118H264V117H262L261 120H262ZM38 119H39V120H38ZM43 119H44V118H43ZM50 119H51V118H50ZM58 119H60V120H58ZM114 119H115V120H114ZM121 119H122V123H123V124L120 122ZM4 120H3V122H4ZM112 120H113V123H111ZM244 120H246V121H244ZM244 120H243V123H244V124L241 122L243 126H242L241 123H240V127H242V128H241V130H242V131H241V134H243V132H245L246 129H247V131H248V129H249V131L251 130V132L248 131V132H249L248 136L251 135L250 137H248L250 140H253V139L251 138L252 135H254L253 138L256 139L257 136H258L257 134H259L260 138H259V140L256 141V142H259V141H260V142H259L260 144H259V143H256L255 145H254V144L251 145L253 150H254V149L256 150L257 148H256L255 146H258V145H259V146H258V149L256 150V153H255V150H254V151H252V150L250 151L248 148H245V147H246L245 144H246V145H247L248 143H249V144H252V142H253V141H251V142L249 141V139L247 138V135H246V137L244 136V138H243L244 140H246V143H245V144L243 143V142H245L243 139L240 140V138H237V137L233 139V142H232V140H229V141L227 142V143L229 144V146H228V144H226V146H225L226 148H225V150H224V154H226V155H230V156H231V157H230L231 160H230V158H229V161L232 163V165H231L230 162H229V164L231 165L230 168H232V167L237 168V166H239V165L242 164V163H243V165H244V163L247 164V161H248L252 156H254V154H255V156L252 157V158L255 159V157H256L255 160H257V159L260 157V156L258 157V154H257V153L260 152L262 146H264V144H263V143H264V140H262V142H261V140H260L261 137H262V139H263V137H264V136H262V135L264 134V131H263V129H264L263 126H264V125L262 126V124L264 123V122H263L264 120H262V121L260 122L259 125H257V124H253V123H251V122H249V124H248L247 122H248L249 120H248V119H245V118H244ZM10 121H8V122H10ZM17 121H18V122H17ZM21 121H20V122H21ZM48 121H49V122H48ZM53 121H55V122H53ZM58 121H59V122H60V121L62 122V123L60 122L61 125H60V123H59ZM101 121H102V122H101ZM103 121H104V122H103ZM151 121H152V122H151ZM29 122H30V123H29ZM36 122H37V123H36ZM50 122H51V124H50ZM56 122H57V124H56ZM65 122H66V123H65ZM69 122H70V123H69ZM76 122H78L77 124L80 125V126H78V129L80 128V130H79L80 133L83 131V132H82V136H81V138H80V135H81V134H79V136H78V134L75 135V133H79L77 127H74ZM114 122H115V123H114ZM13 123H15V125H14ZM35 123H36V125H37V124H38V125L40 124V126L42 125L44 128H42V126L40 127V126H38V125H37V126H32V125H35ZM67 123H68V124H67ZM103 123H104V124H103ZM108 123L111 124V125H114L117 131H116V130H115V131H112V129L114 128V126H113L112 129H110V126H109ZM161 123L164 124V125H161ZM261 123H262V124H261ZM26 124L28 125V127H27ZM48 124H49V125H48ZM52 124H54V125H52ZM66 124H67L68 126H69V124H71V126H69V128H70V127H71L70 129H74V128H76L77 131L74 129V130L76 131V132L74 133V130H72V132H71L70 129H69V130H68V128L66 129V127H68ZM77 124H76V125H77ZM106 124H107V125H106ZM117 124H119V126H117ZM121 124H122V126H121ZM159 124H160V125H159ZM245 124H246V125H245ZM250 124H252L253 127H250V126H251ZM4 125H3V126H4ZM13 125H14L15 127H14ZM21 125H22V126H21ZM46 125L50 126L49 129H48V127H47V129H48L49 131L52 129L53 132H52V131H51V132H47L48 130H47V129L45 130ZM51 125H52V126H51ZM57 125H58V126H57ZM59 125H60V126H59ZM73 125H74V126H73ZM88 125H89V124H88ZM19 126H20V127H24V126H26V127H24V128H26V129L28 128V129H27L28 131L25 129L27 132H26L25 130H23L24 133H25L24 135H25L26 137L23 136V131H21L23 128H20V129L18 128V130H17V127H19ZM53 126H55L54 129H53ZM92 126H94V128H93ZM142 126H143V125H142ZM149 126H150V127H149ZM152 126H154V127L152 128ZM158 126H160V127H158ZM244 126H246V128H245ZM248 126H249L250 128H249ZM255 126L257 127V129H256ZM11 127H12V129H11ZM38 127L41 128L42 130L39 129ZM57 127H58V128H57ZM63 127H64V128H63ZM73 127H74V128H73ZM105 127H106V128H105ZM111 127H112V126H111ZM117 127H118V128H117ZM247 127H248V128H247ZM254 127H255V128H254ZM13 128H15V130H14ZM35 128H38V129H35ZM60 128H61V129H60ZM81 128H82V129H81ZM97 128H98L99 130H98ZM115 128H114V129H115ZM119 128H120V130H122V131H120ZM148 128H152V129H148ZM154 128L156 129V135L154 134V132H155ZM162 128H164V127H162ZM243 128H245V129H243ZM258 128H260V130H259ZM29 129H30L31 131H29ZM59 129H60V130H59ZM93 129H95V130H94L95 132L93 131ZM109 129H110V130H109ZM145 129H146V130H145ZM157 129H158V132H157ZM36 130H39V131H36ZM40 130H41V131H40ZM44 130H45V131H44ZM64 130H65V131H64ZM66 130H67V131H66ZM108 130H109V131H108ZM118 130H119V131H118ZM261 130H262L263 133H260ZM15 131H16V132H15ZM43 131L46 132V133H47V136H49L50 138H49V137L46 138V137H45L46 134L43 133ZM60 131H61V132H60ZM92 131H93L94 133H93ZM97 131H98V133H96ZM247 131H246V132H247ZM252 131H253V133H252ZM257 131H259V132L257 133ZM28 132H29V133H28ZM41 132H42L43 135H41V137H40L39 134H40ZM58 132H60V133H58ZM69 132L73 135V137H72V135H71ZM102 132H103V133L105 132V135H107V136H104V134H103ZM107 132H108V133H107ZM110 132H111V133H110ZM112 132H117V135H114V133H112ZM119 132H120V133H119ZM121 132H122V134H121ZM148 132H149V133H148ZM254 132H255V134H254ZM27 133H28V134H27ZM48 133H50V135H49ZM52 133H53V134H52ZM64 133H65V134H64ZM68 133H69V137H70L71 140L68 139V138H69V137H68ZM73 133H74V134H73ZM83 133H84V134H83ZM95 133H96V134H95ZM101 133H102V134H101ZM151 133H153V134L155 135V136H154L155 138H153V134H152V136H151ZM157 133H158V134H157ZM250 133H252V134H250ZM58 134H59V135H58ZM124 134H125V135H124ZM149 134H150V135H149ZM1 135H2V134H1ZM8 135L10 136V141H9V138H8L9 136H8ZM44 135H45V136H44ZM53 135H54V136H53ZM74 135H75V136H74ZM84 135H85V137L88 135V136L86 137V139H85ZM101 135H102V136H101ZM147 135H148V137H147ZM177 135H178V134H177ZM180 135H181V134L179 133V136H180ZM243 135H245V133H244ZM256 135H257V136H256ZM38 136H39L40 138H38ZM59 136H60V137H59ZM65 136H66V137H65ZM115 136H116V137H115ZM117 136H118L119 138H118ZM122 136H123V139H121ZM156 136H157V137L160 136V139H158L159 137L157 138ZM163 136H164V135H163ZM259 136H258V137H259ZM44 137H45V138H44ZM54 137H55L56 140H54ZM57 137H59V138H58V141H60L59 144H58V142H57ZM63 137H64V138H63ZM71 137H72L73 139H72ZM77 137H78V140H77ZM90 137H91L92 139H90ZM177 137H178V136H177ZM52 138H53V139H52ZM82 138H84L85 140H83ZM151 138H153V140H151ZM165 138H166V137H165ZM165 138H164V139H165ZM34 139H35V140H34ZM47 139H48V140H47ZM51 139H52V140H51ZM63 139H64V143H62L63 141H61V140H63ZM66 139L68 140L67 142H66ZM74 139H75V140H74ZM81 139H82L83 141H82ZM117 139H119V142H118ZM147 139H149L150 142H149ZM161 139H162V140H161ZM180 139H181V136H180ZM180 139H179V140H180ZM195 139H199V138L196 137ZM235 139H236V140H235ZM247 139H248V142H247ZM49 140H51V141H49ZM73 140H74V141H73ZM76 140L79 141V142H77ZM87 140H86V141H87ZM102 140H105V139H102ZM106 140H107V139H106ZM116 140H117V141H116ZM154 140H156V142H155ZM157 140L159 141V143H158ZM167 140H168V139H167ZM201 140H202V139L197 140V142H200ZM237 140H238V141H237ZM46 141H47V142H46ZM71 141L73 142V145L75 144V145H74L75 147L73 146V148H75L76 151L78 152V153H76V151H74L75 149H74V150L72 149V150L74 151V155L76 156V155H78V154L81 152V154H79L80 157H77V156L75 157V156L73 155V153H71L73 156H71V157L68 156V154H67V152H66V150H67V146H68V153L73 152V151L71 150V146L69 145V143H70ZM120 141H121V143H120ZM122 141H124V143H122ZM164 141H165V140H164ZM236 141H237V142H236ZM7 142L9 143L8 146H7V144H8ZM41 142H43V140H42ZM68 142H69V143H68ZM72 142H71V144H72ZM75 142H76V143H75ZM116 142H117V143H116ZM166 142L168 143V141H166ZM166 142H163L162 146H163V145H166V144H165ZM230 142H231V143H230ZM60 143H62V145L64 144L63 146L66 148V150H65L64 147H63L64 149L61 147V148H62V154H65V153H66L67 155H66V154H65V155H66L67 157H66L65 155L62 157V154H61L60 152H57V153H59L58 155H59V157H61V158L58 157L57 153H56V155H54V154H55L54 152L57 151V149H58L57 146H59ZM67 143H68V145H67ZM77 143H79V144H77ZM83 143H84V144H83ZM89 143H88V145H89ZM119 143H120V144H119ZM150 143H152V144H150ZM156 143H157V145H156ZM261 143H262V144H261ZM43 144H42V146H43ZM52 144H53V145H52ZM76 144L78 145V146H77L78 149H77V147H76ZM81 144H82V145H81ZM94 144H97V143L94 142V143L92 144L94 147L91 145L90 148H89V146L86 144L85 147H84L83 149H85V148L88 147V148L85 149V150H88V152H89V150L91 149L90 152L92 151V153H94L95 151H93V150H96V149H97L96 151H100V150H101V148H99L100 145L97 144V147L99 148V149H98V148L95 147L96 145H94ZM99 144H100V143H99ZM121 144H122V145H121ZM235 144H236V145H235ZM257 144H258V145H257ZM56 145H57V146H56ZM62 145H61V146H62ZM65 145H67V146H65ZM150 145H151V146H150ZM177 145H178V146H177ZM182 145H183V144H182ZM234 145H235V146H234ZM261 145H262V146H261ZM4 146H5V145H4ZM46 146H47V149H46ZM69 146H70V149H69ZM80 146H83V147H80ZM153 146H154V147H153ZM242 146H244V148H243ZM251 146H250V147H251ZM253 146H254V147H253ZM260 146H261V147H260ZM49 147H50V148H49ZM51 147H52V149H51ZM56 147H57V148H56ZM92 147H93V148H92ZM120 147H121V148H120ZM122 147H124V148H122ZM156 147H157V148H156ZM177 147H179V148H177ZM237 147H238V149H237ZM239 147H240V148H239ZM59 148H60V147H59ZM61 148H60V149H61ZM155 148H156V149H155ZM160 148H161V149H160ZM175 148H176V149H175ZM230 148H232V150H231ZM0 149H1V148H0ZM50 149H51V151H49ZM159 149H160V150H159ZM167 149H168V148H167ZM167 149H166V150H167ZM244 149H245V150L248 149L250 152L247 151V150H246V151H247V152H246V151H244ZM259 149H260V150H259ZM263 149H264V147L262 148V154H260V153H259V154L264 156V154H263V153H264ZM1 150H2V149H1ZM53 150H55V151H53ZM58 150H59V149H58ZM69 150H70V152H69ZM78 150H79V151H78ZM155 150H156V151H155ZM158 150H159V151H158ZM184 150H183V151H184ZM217 150H218V151H217ZM226 150H227V151H226ZM234 150H235L236 152H235ZM3 151H0V152L3 153ZM12 151H13V150H11V154H13ZM18 151H19V150H18ZM59 151H60V150H59ZM154 151H155V152H154ZM161 151H162V152L164 151V152L162 153ZM177 151H179V150H177ZM241 151H242V153H241ZM257 151H258V152H257ZM48 152H50V156L48 155V156L50 157V159L52 158L51 156H55L54 159H53V158L51 159V160L54 161V162H53V163H50V167H51V166H52V167L54 166V168H55V167H57V168L59 167V171H60V169H61V170L64 169L63 171H61V172H59V173H60L61 176H63L62 174H64L65 177H61L59 174H56L55 177H54V174H55V173H58V172L56 171V172L54 173V172H51V171H52V169H53V171L58 170V169H55V170H54V168H52V167L50 168L49 176H48V174H47V175H44V174H43V172H42L41 169H42V167L44 166L43 163L47 164V162H48L47 158L49 159V157L46 156V155H47L46 153H48ZM51 152H53L54 154H52ZM210 152H211V151H210ZM210 152H208V153H210ZM227 152H228V153H227ZM231 152H232V153L234 152V153L232 154ZM251 152H252V154H253V155L251 154L252 156H250V153H251ZM253 152H254V153H253ZM2 153H1V154H2ZM42 153H43V152H42ZM95 153H96V152H95ZM159 153H161L162 155H160ZM164 153H165V154H164ZM173 153H174V152H173ZM179 153H180V155H183V156L185 155L184 157H183V156H180V158L183 157V158L185 159V158L187 157V158L185 159V161L183 162L184 164L182 163V161H183L184 159L181 158V159H183L182 161L179 159V156H178ZM208 153H207V154H208ZM237 153H238V154H237ZM239 153H241V154H239ZM246 153H247V156H246ZM248 153H249V157H250V158L248 157ZM45 154H46V155H45ZM48 154H49V153H48ZM51 154H52V155H51ZM71 154H69V155H71ZM96 154H98V152H97ZM157 154H158V156H156ZM203 154H204V153H201V154L199 153L200 157H202ZM231 154H232V155H231ZM234 154L236 155L235 158H234V156H235ZM2 155H3V154H2ZM42 155H43V154H42ZM204 155H205V154H204ZM204 155H203V156H204ZM233 155H234V156H233ZM238 155H239V156H238ZM243 155H244L245 157H244ZM256 155H257V156H256ZM15 156H16V155H15ZM56 156H57L58 158H56ZM161 156H162V157H161ZM192 156H193V155H192ZM212 156H213L214 158H213ZM237 156H238V157H237ZM240 156H241V157H240ZM40 157H41V160L43 161V163H42V162H39L40 160H38V159H39ZM46 157H47V158H46ZM64 157L67 158V159L65 160ZM157 157L159 158V160H158ZM160 157H161V158H160ZM174 157H176V158H174ZM194 157H195V156H194ZM194 157H190V160H189V161L192 162L191 158L193 159ZM243 157H244V158H243ZM10 158H11V160H12V161L10 160L11 163L9 162V160H7V159H10ZM12 158H13V159H12ZM17 158H18V157L16 156V159H17ZM72 158H71L70 160H72ZM76 158H77V159H76ZM242 158H243V160H241ZM245 158H246V160H245ZM252 158H251V159H252ZM261 158H262V156H261ZM261 158H259V160H257V161H255V160L253 159L255 162H251L252 160H250V161H248V163H254V167H253V169H254L256 163H257V166H258V163H259L258 161H260ZM5 159H6V160H5ZM18 159H19V158H18ZM31 159H33L34 161H32ZM45 159H46V160H45ZM55 159H56V160L59 159V162H60V161L62 162L61 165H62V166L64 165V166H63V169H62V166L60 165V163H59V164L56 163V164H58V166H55V164H54V163H55ZM160 159H161V160H160ZM173 159H175V160H173ZM176 159H177V160H176ZM178 159L180 160L179 164H178V161H179ZM214 159H215V161H213V163H212L211 160H214ZM221 159H222V160H221ZM63 160H65V161L63 162ZM232 160H233V162H232ZM244 160H245V162H244ZM263 160H264V159H263ZM31 161H32V162H31ZM49 161H50V160H49ZM52 161H51V162H52ZM66 161H67V162H66ZM170 161H172V163H171ZM173 161H175V162H177V163L174 164ZM189 161H188V162H189ZM261 161H262V160H261ZM261 161H260V163H262ZM65 162H66V163H65ZM160 162H161V163H160ZM165 162H166V164H165ZM241 162H242V163H241ZM38 163H39V164H38ZM40 163H41L42 165H41ZM63 163H65V164H63ZM167 163H169V164L167 165ZM170 163H171V164H174V165H175L174 167L177 166L175 169H173L174 167L172 168L173 171H176V172H173L172 169H170V168L172 167V165H171ZM236 163H237V164H236ZM263 163H264V162H263ZM263 163H262V164H263ZM7 164H8V165H7ZM53 164H54V165H53ZM177 164H178V165H177ZM12 165H13V164H12ZM34 165H35V166H34ZM38 165H39V166H38ZM170 165H171V166H170ZM188 165H189V164H188ZM204 165H205V166H204ZM263 165H264V164H263ZM263 165H262V169L264 170V166H263ZM7 166H8V167H7ZM30 166H31V167H30ZM40 166H42V167L40 168ZM164 166H165V167H164ZM167 166H168V167H167ZM169 166H170V168H169ZM203 166H204V167H203ZM211 166H212L213 168H212ZM252 166H253V165H252ZM6 167H7V168H6ZM12 167H14V169H11L10 171H13V170L15 171V172L13 173V174H14L13 177H16L17 179L11 177V176H12V173L9 171V169L12 168ZM35 167H36V168H35ZM161 167H162V168H161ZM29 168H31V169L34 168V170L32 169L33 172H36V173H34V174H35L34 177H31L32 175H29V174H28V173H32V171H30ZM37 168H38L39 170H38ZM141 168H142V169H141ZM36 169H37V171H35ZM145 169H146V171H145ZM207 169H206V170H207ZM217 169H218L219 172L217 171ZM232 169H234V168H232ZM2 170H1V171H2ZM141 170H142V171H141ZM168 170H169V172H170V170H171V173L173 172L171 176H169L171 173H168ZM206 170H205V172H206ZM143 171H144V173H142ZM220 171H221V172H220ZM16 172H17V173H16ZM62 172H63V173H62ZM231 172H232V170H231ZM243 172H244V171H243ZM0 173H1V172H0ZM15 173H16V174H15ZM18 173H20V175L22 176V178L24 177L25 179H24V178H23L24 180L20 179L21 176L18 177V175H17ZM37 173H38V174H37ZM41 173H42V174H41ZM145 173H146V174H145ZM148 173H149V174H148ZM164 173H165V174H164ZM209 173H211V175H209ZM218 173H219V174H218ZM220 173H221L222 175H220ZM263 173H264V171H263ZM39 174H40L42 177H41V176L38 177ZM142 174H143V175H142ZM144 174H145L146 176H145ZM186 174L188 175V177H189L190 179L187 178V175H186ZM241 174H242V175H241ZM253 174H254V172H253ZM27 175H28V176H27ZM37 175H38V176H37ZM50 175H51V176H50ZM52 175H53V176H52ZM58 175H59L60 177H59ZM181 175H180V176H181ZM262 175L264 176V174H262ZM2 176L0 177V179H1V181H2V182L0 183V185H1L2 183H3V184L6 183V182H5L6 180H5L4 176H3V180H4V181L2 180ZM29 176H30V177H29ZM36 176H37V177H36ZM167 176H169V177H167ZM180 176H177V175H176L175 178H177V177L179 178ZM223 176H224V177H223ZM253 176H254V177H253ZM27 177H28V179H27ZM43 177H44V179H43ZM52 177H53V178H52ZM166 177L169 179V181H168V179H166ZM242 177H243V178H242ZM257 177H258V178H257ZM11 178H12V179H11ZM29 178L31 179V181H33V180H32L33 178H34V181H35V178H38V179H36V183H38V185H35L36 183H35L34 181L31 182V181L29 180ZM41 178H42V179H41ZM178 178H177V180H180V178H179V179H178ZM193 178H195L196 181H195V179L193 180ZM205 178H207L208 180L205 181V180H204ZM224 178H226L228 181L225 180ZM233 178H236V179L233 180ZM18 179H19V181L21 180L20 185H19V183H17V182H19V181H17ZM48 179H49V180H48ZM62 179H63V180H62ZM140 179H141V180H140ZM148 179H151V180H154V181H151V180H148ZM241 179L247 180V182L245 181V183H242L244 180H242V182H241ZM252 179H253V180H252ZM263 179H264V178H263ZM37 180H38L39 182H37ZM41 180H42V181L45 180V182H43L44 185H46L45 188H44V185L40 184V183H41ZM146 180H147V182H146ZM166 180H167V181H166ZM255 180H256V181H255ZM11 181H12V182H11ZM22 181H23V182L25 181V182L22 183ZM29 181H30V183H29ZM48 181H49V182H48ZM50 181H51V182H50ZM54 181H55V183H54ZM148 181H149L150 183L152 182V184H150ZM170 181H171V182H170ZM197 181H199V182L202 181V182H203V187L205 188V189L203 190V187H202V190H203V191L200 189V187L202 186V183H200V185H201V186H200V185L198 184L199 182H197ZM204 181H205V182H208V183L205 184ZM216 181H218V182H216ZM219 181L222 182V183L220 182V184H221L220 186H221V187L219 186ZM239 181H240V182H239ZM263 181H264V180H263ZM13 182H14V183H13ZM15 182H16V183H15ZM47 182H48V184H45V183H47ZM104 182H105V181H104ZM154 182H155L156 184H155ZM176 182H178V185H177ZM229 182H230L231 185L229 184ZM32 183H35V184H34V185H31V186H32V187H31L29 184H32ZM51 183L56 184V185L53 186V184H52V186H51ZM76 183H77V182H76ZM145 183H147V184H145ZM171 183H172V184H175V183H176V187H175L174 185H173V186H170ZM209 183H210V184H209ZM223 183H224V184H223ZM234 183H235V184H237V183H238V184H241V183H242L243 185H247V186H246V187L243 186V188H242V186L239 187V186H237L238 184L235 185ZM246 183H247V184H246ZM3 184H2V185H3ZM8 184H7V186H8ZM66 184H70V185L72 184V185H71L72 188L74 187L73 189H75V190H79V191H77V193H72V192H73V191H72L73 189L70 188L71 186H68V185H66ZM73 184H74V186H73ZM149 184H150L151 186H150ZM164 184H165V185H164ZM172 184H171V185H172ZM2 185H1V186H2ZM18 185H19V186H18ZM49 185L51 186V188H50L51 191L49 190L50 192H49L48 190H45V189H47V187H48ZM78 185H79V184H78ZM103 185H104V190H105V193H106V190H108V187L105 186V183H102V186H103ZM152 185H153V186H152ZM154 185H155V186H154ZM163 185H164L165 187H164ZM232 185H233V186H232ZM5 186H6V184H5ZM7 186H6V187H7ZM29 186H30L31 188H30ZM35 186H36V188H37V186H38L37 189L35 188L36 192H35L34 189L31 190V189L34 188ZM40 186H41V187H40ZM50 186H49V187H50ZM67 186H68V187H67ZM156 186H157V188H156ZM162 186H163V187H162ZM177 186H178V187H177ZM182 186H181V187H182ZM195 186H196V187H195ZM218 186H219V187H218ZM53 187H55V188H53ZM77 187H78V188H77ZM106 187H107V189H106ZM148 187H149V189H151V190H149ZM166 187H167L168 189H167ZM235 187H236V188H235ZM244 187H245L246 189H245ZM2 188H5V187H1V190H2ZM42 188H44V191H46L47 193L49 192V193L47 194L48 196L45 195V194H46L45 192H44L45 194L42 193V191H43ZM52 188H53L54 190H56V188H57V191L55 192ZM58 188H59V189H58ZM65 188H66V190L68 189V192H66V194H65V192H64ZM161 188H163V189H161ZM169 188H170V189H169ZM171 188H172V189H171ZM176 188H177L178 190H177ZM183 188H184V187H183ZM208 188H207V189H208ZM220 188H221L222 192H220V191H221ZM222 188L225 190V191H224V192H225L224 194H222V193H223V189H222ZM239 188H240V189H239ZM5 189H7V188H5ZM8 189H9V188H8ZM8 189H7V191H8ZM13 189H12L11 191L15 194V195H13V197H14V196H16V193H17V192H16V191H13ZM19 189H20V190H18V191H20V192H19V193H20L19 195H21V193H22V192H21V189H23V188L20 187ZM69 189H70V190H69ZM155 189H156V190H155ZM157 189H158V190H157ZM160 189H161V190H160ZM165 189H166V190H165ZM180 189H181V190H180ZM209 189L207 190L208 192H209ZM211 189H212V190H211ZM241 189H242V190H241ZM243 189H244V191H243ZM247 189H248V190H247ZM3 190H4V189H3ZM14 190H15V189H14ZM58 190H59V191H58ZM62 190H63V191H62ZM148 190H149L150 193L148 192ZM164 190H165V191H164ZM172 190H173V191H172ZM174 190H175V191H174ZM179 190H180L181 193H179ZM246 190H247V191H246ZM7 191H5V192H7ZM11 191H10V192H11ZM31 191H32V192H31ZM33 191H34V192H33ZM71 191H72V192H71ZM143 191H142V192H143ZM153 191H154V192H153ZM184 191H185V190H184ZM230 191H231V193H230ZM245 191H246L247 193H246ZM0 192H2V193H1L2 196H0V199H2V201H6V200H7L6 198L3 199L4 196L7 197V196L9 195V198H10V194H9L10 192H9L8 194H5L4 191H0ZM3 192H4V193H3ZM15 192H16V193H15ZM51 192H52V195L50 194ZM58 192H59V194H58ZM63 192H64V195H62ZM132 192L134 193V195H133ZM166 192H167V193H166ZM190 192H191V191H190ZM208 192H206V193H208ZM226 192H228L227 195H226L227 198L223 197V196L226 194ZM242 192H243V193H242ZM32 193H33V194H32ZM103 193H104V192H103ZM159 193H160V197H158V196H159ZM163 193H164L165 195H164ZM191 193H192V192H191ZM237 193H238V194H237ZM249 193H250V195H249ZM1 194H0V195H1ZM4 194H5V195H4ZM54 194H55L56 196L60 197V198L62 197L61 200H62L64 197L67 198L69 195H70V198H71V196H72L74 199H71V200H70V198H68L67 200L65 199V201H66L65 206H63L64 204H62V202L59 200V201L61 202V205H62V206H61V205L59 204V205L61 206V207L59 208V205H58V203H57V200H58V199H57V197L55 196L56 199H57V200H55V198H54V196H53ZM73 194H74V195H73ZM75 194H76V195H75ZM161 194H162V195H161ZM171 194H172V195H171ZM199 194H198V195H199ZM213 194H214V193H213ZM239 194H242V195L239 196ZM244 194H248V196L245 195V198H242V197L244 196ZM6 195H7V196H6ZM17 195H18V194H17ZM50 195H51V197L53 196L52 198L55 200V206L53 205V203H54L53 200L49 201L51 198L47 199ZM59 195H60V196H59ZM166 195H167V196H166ZM174 195H177V197H176L177 199H175V196H174ZM200 195H199V196H200ZM211 195H212V193L210 194V196H211ZM217 195H218V196H217ZM11 196H12V194H11ZM21 196H22V195H21ZM46 196H47V197H46ZM63 196H64V197H63ZM75 196H76V198H77V201H76V199H75ZM81 196H82V199L87 200V201H86L87 203L84 202L82 199H79ZM107 196H108V195H107V193H106V195H104L105 198L103 197V202H106V201H107V202H106V204L104 203V205H102V206L104 207V209H105V208H106V209L108 208L106 211H108V210L111 209V212H112V213L110 214L109 212H104V210H101V212L103 213V218H104V219H103L104 221H102V222L104 223V224H103L104 227L106 226V227H105V230H108V229H109L108 231H111V232H110L111 234L108 233V232L106 231V232H104L103 235L105 236V234H106L107 237H109V238H113V237H111V235L114 234V232H115V230H114V228H115L114 219L117 217V213H118V211L120 212L121 209H120L118 206H116V208L118 209V211H117V213H116V208H115V211H114V207L112 206V204L110 205V203L108 202V201H110V200L108 199ZM151 196H152L154 199H153ZM179 196H180V197H179ZM199 196H197L198 198L196 197V198H194V199H197V201L200 200V201H202L203 203L201 204V203L198 201V203H196V204H199V205H200V204H201V205H203V204L205 205V204H206V207H207V205L210 206V203L206 202V201H207L206 198H205L206 200H205V199H201V198L206 197L207 194H205V196L203 195L204 197H201V196H200L201 198H200ZM219 196H220V197L222 196V197L219 198ZM41 197L38 198V199H39V202H40V198H41ZM155 197H156V198L158 197L159 199L157 200ZM163 197H164V198H163ZM182 197H183V198H182ZM207 197H208V196H207ZM211 197H212V196H211ZM211 197H209L210 200H211L212 198L214 199V197H212V198H211ZM251 197H252V198H251ZM7 198H8V197H7ZM16 198H18V197H15V200H16ZM29 198H28V199H29ZM60 198H59V199H60ZM160 198H161V199H160ZM209 198H208V200H209ZM248 198H249V199L251 198L250 201H249ZM10 199H11V198H10ZM31 199H29V201L31 202V203H30V204H31L30 206L34 207V206L36 205V206H37V210H38V207L40 208V206H41V204H40L41 202L39 203V204H40V206H39L38 204H35V202H34V201H35V198H33L32 200H31ZM45 199H46V200H45ZM104 199H105L106 201H105ZM174 199H175V202H174ZM219 199H220V200H219ZM225 199H228V200L230 199V200H229V201L227 200L228 202H226ZM245 199H246V200H245ZM247 199H248V200H247ZM8 200H9V199H8ZM12 200H13V202H14V199H12ZM68 200H69V201H68ZM159 200H160V201H159ZM162 200H163V201H162ZM178 200H180V202H179ZM204 200H205V201H204ZM215 200H216V199H214V201H215ZM234 200H235V201H234ZM62 201H64V200H62ZM65 201H64V202H65ZM70 201H71V202H70ZM73 201H74V202H73ZM78 201H79V203H78ZM155 201H157V202H155ZM176 201H177V202H176ZM223 201H224V202H223ZM9 202L11 203V201H9ZM15 202H17V204H15ZM15 202H14V204L17 205V206H16L17 208H20V209H21L22 206H24L23 204H21L22 206H21V205L18 206V204H19V203H18V200L15 201ZM50 202H51V203H50ZM52 202H53V203H52ZM64 202H63V203H64ZM68 202H69V206H68ZM110 202L113 203L114 206H115V202H113L112 200H111ZM138 202H139L140 204H139ZM158 202H159V203H158ZM178 202L180 203L181 206L178 204ZM195 202H196V200H195ZM204 202H206V203H204ZM209 202H210V201H209ZM216 202H217V201H216ZM33 203H34V204H33ZM37 203H38V200H37ZM45 203H46V202H45ZM45 203H44V204H45ZM47 203H46V204H47ZM56 203H57V204H56ZM72 203H73V204H72ZM80 203L84 204V207L82 206L83 208L81 207V208H80L81 210H78V209H79L78 207H79V204H80ZM155 203H156V204H155ZM160 203H161V204H160ZM11 204H12V203H11ZM32 204H33V205H32ZM46 204H45V205H46ZM51 204H52V206H54V208H52V209H51V207H52ZM141 204H142V205H141ZM163 204H164V205H163ZM257 204H258V205H257ZM45 205H44V206H45ZM66 205H67V207H66ZM80 205H81V204H80ZM85 205H87V206H85ZM108 205H110V206H108ZM155 205H156V206H155ZM204 205H203L202 207H204ZM249 205H250V208H251V209L248 208ZM261 205H262V206H261ZM36 206H35V207H36ZM57 206H58V208H57ZM77 206H78V207H77ZM146 206H147V207H146ZM159 206H160V207H159ZM247 206H248V207H247ZM16 207H15V208H16ZM35 207H34V208H35ZM55 207H56V209H57V210H56V213H57V211H58L59 214H58V213H57V214H58L59 216L54 212V211H55ZM62 207H63V209L59 212V209H61ZM64 207H66V212H67V210L71 211V209H72V213L69 212L70 214H69V213L67 214V213L65 212V210H64ZM68 207H69V209H67ZM71 207H72V208H71ZM74 207H77V208L75 209ZM86 207L88 208V210H87ZM90 207H91V208H90ZM242 207H243V208H242ZM17 208H16V209H17ZM48 208H49V210H47ZM73 208H74V210H73ZM148 208H149V209H148ZM161 208H162V212H161ZM163 208H164V209H163ZM178 208H176V213L174 214V218H178V217L180 218V216H179L180 213H178V212H180V211L178 210ZM210 208H211V207H208V209H206V210L204 209V210H205L204 213H205L207 210H209ZM20 209H17V210L19 211V213H20L19 216H21V217L18 216V218H22V220L24 219L22 222L20 221L21 223H23V222L26 220V219H25L26 217H25V216L22 217L23 214H21V213H23V208L21 209V212H20ZM35 209H36V208H35ZM35 209L32 210V212H33V213H35V212L38 213V211H35ZM40 209H41V208H40ZM50 209H51V210H50ZM143 209H144V210H143ZM152 209H153V211H155V210H156V211L153 212ZM158 209H159L160 211H159ZM183 209H184V208H183ZM258 209L260 210V212H257V213H256V210H258ZM52 210H53V213H51ZM76 210H78V211H76ZM164 210H165V211H164ZM177 210H178V212H177ZM41 211H42V210H41ZM63 211H64V212H63ZM82 211H85V212H82ZM144 211H145V212H144ZM209 211H210V210H209ZM235 211H236V212H235ZM239 211H240V212H239ZM210 212H212V209H211ZM238 212L240 213V215H238V214H239ZM247 212H248V211H247ZM48 213H47V214H48ZM61 213H62V214H61ZM65 213H66L67 215H66ZM84 213L87 214L86 217H85V214H84ZM107 213H108V215H107ZM115 213H116V215H115ZM160 213H161V214H160ZM207 213H208V212H207ZM245 213H246V214H245ZM254 213H255V214H254ZM75 214H76V215H75ZM109 214H110V215H109ZM157 214H158V215H157ZM177 214H178V216H176ZM205 214H206V213H205ZM208 214H210V215L208 216V217H210V216H211V213H208ZM56 215H57V216H56ZM65 215L68 217V219L72 218V219H70V220H72V222H71L70 220L65 219V218H66ZM160 215H161V216L163 215V216L161 217ZM206 215H207V214H206ZM245 215H246V216H245ZM60 216L63 218V220L65 219L66 221L71 222V223H68V222H67V225L70 224V227H69V226L67 227V225H65L67 228H69V230H68L66 227H64V225L62 224V221H63L62 219H61L62 221H61V220H58V219H60V218H59ZM63 216H64L65 218H64ZM108 216H110V217H108ZM114 216H115V218H114ZM158 216H159V217H158ZM57 217H58V218H57ZM74 217H75V218L77 217L76 219H79V218H80V219H79V220H76ZM78 217H79V218H78ZM83 217H85L86 219L83 218ZM118 217H119V213H118ZM241 217H240V218H241ZM243 217H242V218H243ZM248 217H249V219H248ZM258 217H259V215L257 216V218H258ZM16 218H17V217H16ZM73 218H74V219H73ZM107 218H108V219H107ZM245 218H244V219H245ZM109 219H110L111 221H110ZM112 219H113V220H112ZM250 219H252V220H250ZM255 219H256V218H255ZM20 220H21V219H20ZM73 220H74V222H73ZM85 220H86V221H85ZM259 220H262V221H263L264 218H263V219H262V218H261V219H257V220H256V223H255V220H254V223H255V224H258V225H259V224L264 225V221H263V222L260 221V223H258ZM51 221H53V222H51ZM55 221H56V222H55ZM66 221H64V222L66 223ZM75 221H77V222L75 223ZM257 221H258V222H257ZM36 222H38V221H36ZM58 222H60V223H58ZM79 222H81V223H79ZM252 222H250V224H251ZM261 222H262V223H261ZM50 223H51L52 225H51ZM53 223H54V224H53ZM72 223H73V224L75 223L76 225H77V223H78V224H80V225H79V227H78V225H77V226H76V225L74 226ZM254 223H252L251 225H253ZM35 224H36V223H35ZM56 224H57V225H56ZM60 224H61V225H60ZM107 224L110 225L108 228H107V226H108ZM113 224H114V225H113ZM156 224L158 225V222H156ZM255 224H254V225H255ZM72 225H73V226H72ZM111 225H112V226H111ZM258 225H257V226L255 225V227H257V229L255 228L253 232H254L255 234H257V235H258V233L260 232L261 234H259V235H262V233H264V226L261 227L262 225H260V226H259L260 228H259ZM57 226H58V227H57ZM113 226H114V227H113ZM205 226H206V225H205ZM205 226H204V228H205ZM160 227H161V226H160ZM206 227H207V226H206ZM71 228L73 229V233L70 232V233H72L71 237L67 235V236L69 237V240H67L68 237L66 236L67 238L65 239V234H68L69 232H67V231H71V230H70ZM78 228H80V229L82 228V229L79 230ZM258 228H259L260 230H259ZM261 228H262V229H261ZM56 229H57V231H56ZM65 229H66V230H65ZM112 229H113V230H112ZM60 230H61V232H60ZM64 230H65L67 233H65ZM255 230H256V232H255ZM54 231H56V232H54ZM113 231H114V232H113ZM258 231H259V232H258ZM261 231H262V232H261ZM76 232H77V233H76ZM60 233H62L61 236H59ZM63 233H65V234H63ZM75 233H76V234H75ZM90 233H89V235H91ZM109 234H110V235H109ZM211 234H212V233H211ZM222 234H223V233H222ZM62 235H64V238H63ZM69 235H70V234H69ZM212 235H214V234H212ZM112 236H113V235H112ZM215 236H216V235H215ZM262 236H264V234H263ZM61 237H62V238H61ZM71 238H72V239H71ZM262 238H263V240H264V237H262ZM176 243H177V240H176V242H174V241H170L169 246L171 247V251H172L171 253L174 254L173 256H176V257H175L176 260H177V256H178V259H180V260H177V261H178V264H186V260L184 259V257L186 256L185 252L187 253V251H186L185 248L183 249L182 246L177 245ZM173 244H174V245H173ZM61 245L65 246V248H64L63 246H61ZM173 246H174V247H173ZM177 247H178V249H177ZM181 247H182V249H181ZM22 248H23V247H22ZM24 248H25V247H24ZM68 249H69V248H68ZM22 250L25 251V249H22ZM116 250H117V251H116ZM119 250H120V249L118 248V246L115 247V251L117 252L118 258H119V255H121V251H119ZM182 250H183V251H182ZM176 251H178V252H176ZM59 252H60V253H59ZM65 252H66V254H65ZM116 252H115V255H116ZM174 252H175V253H174ZM12 253L14 254V252H12ZM179 253H181V254H179ZM13 254H12V255H13ZM175 254H176V255H175ZM182 254H183V255H182ZM184 254H185V256H184ZM59 255H56V256H59ZM255 255H256V254H255ZM255 255H254V257H255ZM13 256L16 257L17 255L15 254V255H13ZM20 256H24V257H25V258L22 257L23 260L25 259V262H24V261L21 259V257H20L19 261H20L21 263L24 262L23 264H29V263H28L29 261L27 260V258H26L27 256L25 255V253H24L23 255H20ZM122 256H123V255H122ZM252 257H253V255H251V256L249 257V259H251L250 264H253V262H256L255 259H253ZM123 258H124V256H123ZM185 258H186V257H185ZM119 259H120V261L122 260V261H121L122 263L119 261L121 264H126V263H127V264H132V262H130V260H128V259H125V260H124V259H122L121 256H120ZM244 259H245V258L239 259V262H238V259H237V263L242 264V263H243L242 260H244ZM249 259H248V260H249ZM252 259H253L254 261H252ZM55 260H54V262H55ZM127 260H128V261H127ZM256 260H257V257H256ZM126 261H127V262H126ZM246 261H247V259H246ZM54 262H53V263H54ZM248 262H249V261H248ZM39 263H41V262H39ZM39 263H37V264H39ZM56 263H55V264H56ZM245 263H246V262H244L243 264H245ZM0 264H2V263H0ZM42 264H45V263L42 262ZM248 264H249V263H248ZM254 264H255V263H254ZM256 264H257V262H256Z\"/></svg>", "mask_w": 264, "mask_h": 264}]
</instances>
